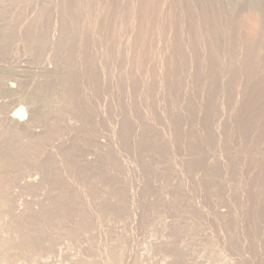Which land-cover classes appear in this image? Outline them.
<instances>
[{
    "label": "rangeland",
    "instance_id": "obj_1",
    "mask_svg": "<svg viewBox=\"0 0 264 264\" xmlns=\"http://www.w3.org/2000/svg\"><path fill=\"white\" fill-rule=\"evenodd\" d=\"M62 1H64L63 2V6H62V2L60 3V2ZM69 1V2H68ZM71 1L73 2V3H71ZM81 1V2H80ZM80 1H76V2H74L73 0H67V1H65V0H0V26L1 27H8L9 25H12L13 24V27H14V29L16 30V35H15V37L13 38V46H11V48H13L12 50H10L8 53H5L4 55H2L3 57L2 58H0V79L1 80H3V82L1 81V83H3L4 84V86H3V84L1 85V86H3V87H5V88H3L2 87V90L0 91V103H4V104H8L7 105V107L9 106V107H11L12 105L11 104H14L16 101H21V103H23L22 105H24L23 107L25 108V110H26V115H25V119H23L22 121H23V123L24 124H22L21 122H19L18 124L20 125V123H21V125H25V126H19V128H21V129H23V127H26L27 125V127L25 128L26 129V135H27V138H30L31 139V136H36V135H41L43 132H44V130L46 129V127L47 126H49V124H52V123H54V122H57L58 123V125H59V127L61 128V132H63V133H59L60 135H61V137H60V135L59 134H57L61 139H63L64 137V142H65V139L67 138V140H66V143L67 144H83V145H88V147H87V149L89 148V149H91L92 151V153H94L95 151H99L103 156H101L102 157V159H103V163H105V166L107 167V171H108V173L110 172L111 174H113V175H115L119 180H121V185H118L119 186V189H123V188H125V186L127 185L128 187H126V189L124 190L123 189V192H124V195H125V200L127 199V197H129L128 199H127V202H124V206H126L127 205V207H125V209L127 208V210L125 211L127 214H125V218L124 217H122V219H121V221L120 222H122V225H120L121 223H119L118 221H119V219L120 218H116L113 214H108V213H106V210H105V212H97L98 211V209H99V206H98V203H97V201L99 202L100 200H106V198L108 197V195H107V193H106V195H104L105 194V189H107V187H111V186H109V185H104L105 187V189H104V191H101V192H104V194H102L101 192H99L100 191V188H99V184L97 183V184H95V181H96V179L95 178H92V177H90L89 178V180H90V182H87L88 181V177H86V179L84 180L85 182H87L86 183V185H87V187H86V185H85V182L83 183L82 181V179H80V177H78L80 180H81V182H80V180L78 179V178H76L75 177V175L72 173V172H69V169L67 170L66 168V166L62 163H60V162H62L63 160H64V158H62V157H64V156H62V154L64 155V152H61L60 151V149H57V148H55V150H54V148L52 149V151L54 150V153H55V156H54V158H55V161H56V159L59 157V154L62 156L61 158L63 159H61L60 157L57 159L58 160V166H60L61 167V165H62V167L63 166H65V168L63 169L62 167V170L60 169V167H57L58 168V173L59 172H62L63 170H65V172L63 171L62 173H61V175L62 176H64V177H66V175L65 174H67V176L68 177H66V179H67V182H68V184H67V182L66 181H64L63 183H58V187H56V185H54L53 183L52 184H46V186H44L43 187V189L42 190H40L39 192H40V194L38 193V191L37 192H33L34 190H32V189H28L27 191H25L24 190V192H22L23 191V188H19L20 186V184L22 185V182H25L26 180H27V178L29 177V178H33L34 179V181H35V183L37 184L38 183V181H40V179L39 178H41L43 175H42V171H39L40 169H37L35 166L33 167V165H32V167H29V166H31V165H28V167H27V165H26V167L24 166L23 167V169H22V171L21 172H18L17 174H15V175H18L17 177H19L18 178V182L20 183V184H18V182H17V186H18V188H17V186H16V188L17 189H15V187H14V191H15V193H17V192H19V194H20V197H19V194L17 193V194H15L14 193V195H13V198H14V201H13V203H14V205H15V207L17 208V209H15V212L17 213H15L14 212V218H15V220L16 221H18V220H24L25 218H23V215H31V214H36V213H38V211L40 210L41 211V209L42 208H44L45 206V195L46 196H48L49 194L48 193H50V194H55L54 193V191L56 192V191H58V193H61L60 191H62L63 190V192L62 193H71L72 191H75V192H78V193H80V195L82 196V200H83V204H82V207L81 208H83L84 210H86L90 215L89 216H91L92 218H93V223H94V225H97V226H95L96 227V229H95V234L97 233V235H95V237L96 238H94L95 239V241L93 242V239L92 240H90V239H87L86 241L84 240V239H79V241H78V243H74L73 242V240L72 239H67L69 236L67 235V231H68V229L67 228H70L72 225L74 226V224L76 223V222H74V221H77V220H75L76 218L74 217V216H76L75 214V212H74V214L73 213H71V212H73L72 210H71V212H70V214H73V215H68V217H69V220H70V222H68V218H65V216L64 217H62V219L60 220V222H58L59 221V219L57 220L56 218H53V221L54 222H52V220L50 221V223H46V224H43V223H41L40 225L44 228V233H46V231L48 232V234H52V235H55L56 233L55 232H59V234H60V236H62V237H59V240H57V242L60 244V245H58V243H56V245H58V246H56L55 245V249H56V251H55V249H54V251L55 252H52L51 254H50V252L48 253H44V252H40V251H36V252H34V253H28V252H26L25 254H27L28 256H24L23 255V253H20L21 254V256L23 257V259H21V258H19L18 256H16V257H18L19 259H20V263H19V260H18V258H16L17 259V261L18 262H16L15 264H21V262H23V264H32V263H34V264H43V262L44 263H46L47 262V264H54L55 262L57 263V264H59V263H61V264H70L71 262L72 263H75L76 262V259L78 258H80L81 256H82V258H83V260H88V259H90V261H95V262H98V263H104L105 262V260H104V258H105V250H104V248L106 247V248H108V246H109V244L111 243V245H113L112 243L113 242H111L110 240V238L111 237H109V233H111L110 235L112 236V237H116L117 239H124V237H125V240H128L129 241V239H130V241H129V244L131 245H129V247H131L132 249H130L129 247L127 248L128 249V254L130 255L129 257L132 259V257L133 256H136V258L138 259V261L141 259L142 260V262L144 263V264H148V262L149 263H152L153 262V264H155L156 262L157 263H161L160 261H165V262H163V263H161V264H169V260H170V262H171V260H172V258L171 257H169V255L164 251V249L161 247V246H158L159 245V243H158V239H160V243L163 241V240H165L166 238H169V235L167 234V233H165V232H167V226L169 227V225L171 224V226L173 225L174 227H176V226H180L179 224H181V223H179L178 224V220H179V222H180V214H181V212H182V205L180 204L181 202H179L178 200H180V197H181V194H188V192H189V196H191L192 198H190V201H191V203H193V204H196V205H198V206H200L199 204H201V207L203 206L204 207V209L205 210H207V211H205L206 213H208L209 214V216H208V218L209 219H211V220H215L216 218L213 216L214 215V212H213V210L215 211V209L214 208H220L219 206H220V203H221V200L222 201H224L225 199H227V198H225L224 196H221V194L223 193L224 194V192L225 193H227V195H226V197L228 196V194L230 193V192H227V191H229V189L227 190V187L225 186V188H226V190L224 191V188H223V190H221V192L222 193H220V196L219 195H214V197H215V199H213L214 197H212L211 196V193H210V186H207L206 185V188H205V186H203L204 188H202V187H200V185L198 184V182L197 181H199V176L198 175H191V176H193L194 177V179H193V184H192V180L188 177V175L186 174V171H188L189 172V170H187L188 168L186 167V158H185V156L184 155H186V154H189V152H188V150H187V148L188 149H191V147L193 148V150L192 151H196L197 153H200L201 155H207V157H208V159L209 158H211V160L213 161L214 160V156H215V154H216V152L217 153H219V154H217L218 155V158L220 159V161L221 162H223L222 164H223V167L224 168H226L225 170H227L228 172H229V168H230V165H229V163H230V161H229V157L227 156L228 155V153L229 152H234V150L237 152H239V153H241V155L242 156H245L244 158L245 159H247V160H244V161H242V164L243 165H241L240 166V169L242 170V173H244V175L243 176H245L244 177V182H246V180H247V176H252V177H250V180H249V178H248V182H246V184L248 185V188L249 189H252L255 193H253V191H252V193H253V196L251 197V198H247L248 200H247V202L249 203V200L250 201H252V199H253V197H255V199L257 200H255L256 202L255 203H260V204H262V203H264V186L263 187H261L262 185H260L261 183L264 185V134H262V133H264L263 131H264V108H263V101H264V79L262 78V77H264V68H262V67H264V46H262V45H264V34L262 35V36H260V38L259 39H263V41H261V40H259L260 41V43L262 44V42H263V44L261 45V44H257V45H261L260 47V49H259V47L257 46V45H255V49L256 50H254V52H251L250 51V53H253L252 54V62H251V60H249V63H247V61L248 60H246L245 59V51H246V49H251V47H249V46H247L246 45V49H245V41H247V39L245 38V40H243V37H244V35H243V28H242V26H244L245 24H244V19H246V18H248V15H249V18L251 17L250 16V14H248L247 12H246V15L245 14H243V12L241 13V12H239V13H237L236 14V16L234 15V16H232V17H228L229 19H227V18H225V17H227L225 14L223 15L222 13H220L221 15V18H220V16L218 15L219 13H217L218 11H217V9L215 8V6L212 4V1L211 0H185L184 2H183V0H171V1H167V0H162L163 2H161V1H157V0H154V1H157L158 2V4H159V7H158V4H157V2H155L156 3V5L157 6H155V5H153V6H155V7H151V4L149 5V2H148V0H146L147 2H148V5L149 6H147V3H146V1L145 0H139V2H138V0H134V1H132V2H135V6L137 5V3L138 4H140V6L138 5V6H136L135 8L137 9H135L136 11H135V17L133 18V14H131V15H129V11L127 12V14L126 13H121V8L124 6V1L123 0H80ZM84 1H85V3H87V4H85L84 3ZM110 1H112V2H110ZM117 1V2H116ZM121 1H123V2H121ZM153 1V2H154ZM168 3H167V2ZM192 1V2H191ZM199 3H198V2ZM201 1V2H200ZM68 4H66V3ZM78 2V8H77V4H75V3H77ZM120 2H121V5L122 6H120ZM196 2V3H195ZM210 2V3H209ZM79 3H83L84 5H85V7H84V5H83V7L82 8H84L83 9V11H82V8H80V5L81 4H79ZM123 3V4H122ZM161 3V4H160ZM162 3H163V5H162ZM166 3V4H165ZM171 3V4H170ZM194 3V4H193ZM55 4V5H54ZM60 4V5H59ZM71 4V5H70ZM112 4H113V6H112ZM164 4H165V6H164ZM170 4V5H169ZM191 4H193V6L191 5ZM57 5H59V6H57ZM76 7H75V6ZM81 5V6H82ZM110 5V6H109ZM166 5H168L167 7H166ZM173 5V6H172ZM175 5V6H174ZM191 5V6H190ZM29 6V7H28ZM37 6V7H36ZM58 8H57V7ZM65 6V7H64ZM105 6H108V7H105ZM121 7L120 8V10H119V8L118 7ZM142 6V7H141ZM162 8H161V7ZM164 6V7H163ZM181 6V7H180ZM195 6H197V7H195ZM208 6H210V7H208ZM62 7V8H61ZM63 7H64V9H68V11H70L71 13H69L70 14V16H71V19L69 18V20H65V21H68V22H65L64 20V23H63V21H62V19H59V17L60 16H62V15H58V14H61L62 12H61V10L63 9ZM67 7V8H66ZM90 7V8H89ZM138 7V8H137ZM150 7V8H149ZM170 7V8H169ZM174 7V8H173ZM179 7H180V9H181V11H180V9H179ZM188 7H190V8H188ZM60 8H61V10H60ZM80 8V9H79ZM87 8V10H88V12H84V11H87V10H85ZM110 8V9H109ZM112 8H114V9H112ZM116 8V9H115ZM147 8H148V10H147ZM151 8H153V10L151 9ZM165 9V11H164V9ZM171 9L170 10V12H169V9ZM185 8V9H184ZM186 8H187V10H186ZM192 8H194V9H196V10H194V9H192ZM200 8V9H199ZM211 8V9H210ZM42 9H47L46 11V15H45V11L44 10H42ZM63 9V10H64ZM104 9H105V12H104ZM107 9V10H106ZM139 9V10H138ZM144 9V10H143ZM146 9V10H145ZM156 9V10H155ZM158 9V10H157ZM191 9H192V11H195L194 13L191 11ZM199 9V10H198ZM209 9H210V13H209ZM37 10H38V12L39 11H41L42 13V15H43V13H44V15L43 16H45V17H43V19L41 20V21H43L42 23H43V25L45 26H43V25H41L43 28H46L45 30H47L46 32H47V34L48 33H50L49 34V38L50 37H53L52 38V41L54 42V40L55 39H57L58 37H60V36H66V34H64L63 32L65 31V29L67 30V36L68 35H70L71 36V38H72V40H70V43H71V45H62V46H59L58 47V50H54V48L52 47V43H50V42H48V44H46V48L43 50V54L41 53V55H37L36 56V54L35 55H33L34 54V51L32 50V49H34V48H30V49H26L25 48V50H24V47H27V45H25L26 44V37H27V35H26V29H27V27H28V25H30L33 21H34V19H35V17H37ZM62 10V11H63ZM111 10H113V11H111ZM115 10V11H114ZM144 12H143V11ZM151 10V11H150ZM154 10L156 11V12H154ZM162 12H161V11ZM177 11V14H176V11ZM204 10H205V14H204ZM206 10H208L207 12H206ZM216 10V11H215ZM52 11H53V15H52ZM107 11V12H106ZM110 11V12H109ZM142 11V12H141ZM161 13H159V12ZM173 11V13L171 14V12ZM184 11H186V12H184ZM197 11H200V12H198L197 13ZM202 11V12H201ZM125 12V11H124ZM150 12V13H149ZM154 12V14H152ZM167 12V13H166ZM188 12V13H187ZM215 12V14L216 15H214L213 13ZM50 13V14H49ZM57 13V14H56ZM80 13V14H79ZM111 13H112V15H111ZM116 13V14H115ZM137 13V14H136ZM141 13V14H140ZM170 13V14H169ZM174 13L176 14V15H174ZM190 13H193V14H190ZM197 13V14H196ZM31 14V15H30ZM114 14V15H113ZM147 14V15H146ZM162 14L163 15H165V14H167L168 16H164V18H162L163 16H162ZM183 14V15H182ZM200 14V15H199ZM213 14V15H212ZM240 14H242V15H240ZM248 14V15H247ZM21 15V16H20ZM24 15V16H23ZM28 15V16H27ZM33 15H35V16H33ZM49 15V16H48ZM98 15V16H97ZM119 17H118V16ZM127 17H126V16ZM144 15V16H143ZM161 15V16H160ZM173 15V19L174 18H176V19H172L171 18V16ZM180 15V16H179ZM188 15V16H187ZM199 15V16H198ZM207 15L209 16V17H207ZM211 15V16H210ZM224 17H223V16ZM238 15H240V16H238ZM244 15L246 16V18L244 17ZM59 16V17H58ZM111 17V19L109 18V17ZM113 16V17H112ZM114 16H115V18H114ZM132 16V17H131ZM137 16H138V18H137ZM146 16H147V18H146ZM150 16V17H149ZM158 16H160V17H158ZM179 16V17H178ZM190 16V18H187V17H189ZM191 16H192V18H191ZM212 16L214 17V19L212 18ZM218 16V17H217ZM241 16H243V17H241ZM49 17V18H48ZM75 17V18H74ZM80 17V20L78 19ZM102 17V18H101ZM118 17V18H117ZM120 17H122V19L120 18ZM123 17L126 19H123ZM129 17V18H128ZM140 17V18H139ZM141 17H143L146 21H144V19L143 18H141ZM152 17V18H151ZM158 17V18H157ZM168 17V18H167ZM198 17V18H197ZM200 17V18H199ZM202 17V18H201ZM204 17H206V21H205V18ZM218 18V20L216 19V18ZM22 18V19H21ZM46 18V19H45ZM74 18V19H73ZM127 18H128V20H127ZM137 18V19H136ZM167 18V19H166ZM178 18V19H177ZM223 18H225V19H223ZM239 18H240V20H241V18H242V20L240 21V23L238 22L239 21ZM24 19V20H23ZM32 19H33V21H32ZM45 19V20H44ZM78 19V21H80L79 22V25H78V22L76 21ZM107 19H109V21L107 20ZM148 19V20H147ZM157 21H156V20ZM163 19H164V21H163ZM168 19H169V21H168ZM172 19V20H171ZM186 19V20H185ZM193 19V21L191 22V20ZM209 19V20H208ZM213 20V22H212V20ZM225 20V21H223V20ZM233 19V20H232ZM21 20V21H20ZM23 20V21H22ZM26 20V21H25ZM51 20V21H50ZM73 20H74V22H73ZM106 20V21H105ZM121 20H123V21H121ZM138 22H137V21ZM159 20V21H158ZM162 20V21H161ZM181 20H184V21H186V22H184V21H181ZM197 20V21H196ZM201 20V21H200ZM211 20V21H210ZM231 20V21H230ZM32 21V22H31ZM44 21H46L47 23V25L45 24V22ZM70 21L73 23V25H75V26H73L72 25V23H70ZM125 21H127V22H125ZM130 21V22H129ZM131 21H132V23L134 24V28H133V25H131L132 23H131ZM134 21H136V22H134ZM149 21H150V23H149ZM156 21V22H155ZM175 21V22H174ZM195 21V22H194ZM208 21V22H207ZM230 21V23H228ZM233 21V22H232ZM123 22H125V23H123ZM129 22V23H128ZM140 22V23H139ZM159 22V24H157ZM166 22H168V23H166ZM177 22V24H175ZM199 22V23H198ZM202 22V23H201ZM206 22V23H205ZM214 22H215V24H214ZM220 23V24H218V23ZM225 22H227L226 23V25L224 24ZM29 23V24H28ZM67 23H69V24H71L72 25V27L70 26V25H68ZM107 23V24H106ZM109 23V24H108ZM131 23V24H130ZM136 23V24H135ZM152 23V24H151ZM157 24V26H156V24ZM162 23V24H161ZM166 23V24H165ZM186 23V24H185ZM191 23V24H190ZM217 23V24H216ZM242 23V24H241ZM26 24H27V26H26ZM66 24H67V26H66ZM127 24V25H126ZM128 24H130V25H128ZM146 24H148V25H146ZM149 24H151L150 25V27H148L149 26ZM163 24H165V28H164V25ZM167 24H169V25H167ZM188 24V25H187ZM190 24V25H189ZM204 24H205V26H204ZM238 24V25H237ZM95 25V26H94ZM105 25V26H104ZM124 25V26H123ZM136 25V26H135ZM137 25H138V27L139 28H137ZM142 25V26H141ZM144 25V26H143ZM171 25H173V26H171ZM187 25V26H186ZM195 25V26H194ZM197 25H199V27L197 26ZM201 25V26H200ZM210 25V26H209ZM228 25H230V27L228 26ZM235 25V26H234ZM240 25V26H239ZM46 26H48V27H46ZM76 26H78V27H81V28H78V27H76ZM87 26H89L88 28H87ZM127 26H129V28L130 27H132V28H130L129 29V31L130 32H128L127 30H128V27ZM147 26V27H146ZM154 26V27H153ZM156 26V27H155ZM181 26V27H180ZM185 26V27H184ZM191 26V27H190ZM212 26V27H211ZM216 26V27H215ZM219 26V27H218ZM57 27L59 28V29H57ZM60 27H62L63 29H64V31L62 32V28L60 29ZM75 27L77 28V30L75 29ZM108 27H110V28H108ZM125 27V28H124ZM143 27V28H142ZM152 27L153 28H155V29H152ZM170 27V28H169ZM174 27V28H173ZM196 27V28H195ZM198 27V28H197ZM238 27V28H237ZM52 28V29H51ZM68 28H73V29H68ZM86 28H87V31H86ZM89 28H90V30H89ZM93 28V29H92ZM94 28H95V30H94ZM99 28V29H98ZM104 28V29H103ZM106 28V29H105ZM148 28V29H147ZM157 28V29H156ZM159 28V29H158ZM161 28H164V29H161ZM181 28V29H180ZM196 30H195V29ZM202 28V30H200V29ZM205 28V29H204ZM208 28V29H207ZM219 28V29H218ZM234 28V29H233ZM240 28V29H239ZM57 29V30H56ZM83 29V31H81ZM110 29V30H109ZM132 29V30H131ZM143 29V30H142ZM151 29V30H150ZM161 29V30H160ZM166 29V30H165ZM174 29H175V31H174ZM186 29V30H185ZM189 29V30H188ZM214 29V31H212ZM236 29H238V30H236ZM5 30H7V29H5ZM45 30L43 29V31L45 32ZM51 30V31H50ZM94 30V31H93ZM102 30H105V31H102ZM106 30H108V31H106ZM140 30V31H139ZM156 30H158V31H156ZM169 30V31H168ZM172 32H171V31ZM188 30V31H187ZM191 30V31H190ZM89 31V32H88ZM131 31H133V32H131ZM146 31V32H145ZM154 31V32H153ZM160 31V32H159ZM166 31H167V33H166ZM193 31V32H192ZM197 31V32H196ZM203 31V32H202ZM242 31V32H241ZM74 32L76 33V36H75V34H74ZM86 32V33H85ZM106 32V33H105ZM127 32H128V34H127ZM138 32V33H137ZM143 32H144V35H143ZM149 32H150V34H149ZM170 32V33H169ZM177 32V33H176ZM186 32H187V34H186ZM190 32H191V34H190ZM201 32V33H200ZM209 32V33H208ZM241 32V33H240ZM25 33V34H24ZM59 33V34H58ZM74 35H73V34ZM105 33V34H104ZM137 33V34H136ZM154 33V34H153ZM157 33V34H156ZM163 35H162V34ZM169 33V34H168ZM176 33V34H175ZM185 33V34H184ZM202 34V35H200V34ZM205 33V34H204ZM208 33V34H207ZM210 33L212 34V35H210ZM240 33V34H239ZM55 34V35H54ZM107 34V35H106ZM148 34V35H147ZM159 34H160V36H159ZM173 34V35H172ZM193 34V35H192ZM195 34L197 35V36H195ZM58 35V36H57ZM112 35V36H111ZM138 35H140L139 37H138ZM147 35V36H146ZM153 35V36H152ZM184 35V36H183ZM185 35H187V37L185 36ZM191 35V36H190ZM206 37H205V36ZM133 36H135V37H133ZM142 36V37H141ZM144 36H146V37H144ZM168 37L167 39L166 38H164V37ZM194 36V37H193ZM203 36H204V38H206L207 39V41L203 38ZM212 36V37H211ZM155 37V38H154ZM159 37V38H158ZM170 37V38H169ZM187 39H186V38ZM197 37V38H196ZM238 37H239V39L241 40V42H240V40L238 39ZM241 37V38H240ZM157 38V39H156ZM161 38V39H160ZM185 39L184 41L182 40V39ZM201 38V39H200ZM130 41H129V40ZM170 39V40H169ZM198 39V40H197ZM129 42H128V41ZM156 40V41H155ZM199 40H201V41H199ZM236 40H238V41H236ZM48 41H51V38H50V40H48ZM140 41V42H139ZM146 41V42H145ZM166 41V42H165ZM191 41V42H190ZM197 41H199V42H197ZM203 41H204V43H203ZM206 41V42H205ZM234 41V42H233ZM236 41V42H235ZM243 41V42H242ZM141 42H144V44L142 43L141 44ZM158 44H157V43ZM169 42V43H168ZM171 42V43H170ZM181 42H182V44H181ZM194 42V43H193ZM195 42H197V43H195ZM201 42V43H200ZM139 43V44H138ZM174 43V44H173ZM200 43V44H199ZM203 43V44H202ZM233 43H234V45L235 46H237L238 45V43H239V45L237 46V47H235L234 45H233ZM237 45H236V44ZM33 45H40L41 43L40 42H38V41H34L33 43H32ZM173 44V45H172ZM177 44H178V46H177ZM205 44V45H204ZM244 44V45H243ZM25 45V46H24ZM48 45V46H47ZM170 45V47L168 48V46ZM202 47H201V46ZM241 45H243V47L241 46ZM18 46V47H17ZM24 46V47H23ZM173 46V47H172ZM199 46H200V50L198 49L199 48ZM241 46V47H240ZM17 47V48H16ZM141 47H143L142 48V50L141 51H143V50H145V51H143V52H139L140 51V49H141ZM171 47H172V49H171ZM175 47V48H174ZM194 49H193V48ZM234 47V48H233ZM49 50H48V49ZM196 48V49H195ZM235 48H236V50H235ZM238 48V49H237ZM138 49H139V51H138ZM156 49H158V51L156 50ZM198 49V50H197ZM236 51V53L233 51ZM243 49H245V50H243ZM259 49V50H258ZM30 50V51H29ZM156 50V51H155ZM161 50V51H160ZM164 50H165V54L164 53H162V51L164 52ZM170 50V51H169ZM179 50L181 51V52H179ZM211 50V51H210ZM242 50V51H241ZM185 51V56H184V52ZM193 51V52H192ZM200 51H201V53H200ZM208 51V52H207ZM210 51V52H209ZM239 51H241V52H239ZM243 51H244V54L242 55V54H240V53H243ZM255 51H257V52H255ZM137 52H139V53H137ZM155 52H158V53H156V54H154ZM195 52V53H194ZM237 52L239 53V54H237ZM171 53V54H170ZM205 53V54H204ZM141 54H143V55H141ZM160 54H161V57L163 58V56H164V60H166L167 61V63H168V66L169 67H167V63H165L166 61H164V60H162V58L160 57ZM172 54H174V55H172ZM199 54V55H198ZM233 54V55H232ZM153 55V56H152ZM163 55V56H162ZM166 55V56H165ZM170 55V56H169ZM194 55H196V56H194ZM198 55V56H197ZM236 55V56H235ZM238 55H241L240 57L238 56ZM259 55V56H258ZM138 56H140L141 58H142V60H143V57L145 58L143 61H140L141 60V58L140 57H138ZM143 56V57H142ZM156 56H159L160 57V60H159V58L157 59V58H155ZM168 56V57H167ZM189 56V57H188ZM201 56V57H200ZM1 57V56H0ZM150 57H153L152 59H149ZM170 57V59H168L167 60V58H169ZM192 57V58H191ZM195 57H197V58H195ZM235 57H239L238 59H236ZM243 57H244V60H242L243 59ZM255 57H259V59L257 58H255ZM140 58V59H139ZM176 58V59H175ZM201 58V59H200ZM235 58V59H234ZM241 58V59H240ZM262 58H263V60H262ZM149 59V60H148ZM174 59V60H173ZM155 60H156V62H155ZM190 60H191V63H189L190 62ZM253 60H255V61H253ZM256 60H257V62H256ZM262 60V61H261ZM148 61V63H146ZM150 61H153L155 64H153V62H150ZM161 61H162V63H161ZM170 61V62H169ZM185 63H183V62ZM238 61H241V62H238ZM139 62H141V63H139ZM163 62H164V64H163ZM172 62H175V64L174 63H172ZM243 62H245L244 64L246 65H244V64H241V63H243ZM144 63V64H143ZM151 63V64H150ZM157 63V64H156ZM188 63V64H187ZM195 63V64H194ZM238 63V64H237ZM240 63V64H239ZM260 63H261V65H260ZM139 64H141L140 66H139ZM146 64H148V65H146ZM154 65V68L153 69H156V70H154V71H152V68H150L151 67V65ZM159 64V65H158ZM164 65L163 67L164 68H162L161 67V65ZM181 64V65H180ZM193 64H194V66H193ZM214 64V65H213ZM216 64V65H215ZM234 64H235V66H237L238 65V67H240L241 68V70L242 71H244V74L248 71V73H250L249 75H248V73H246L244 76H243V78L240 76V74H239V76L236 78V75H238L237 73H240V72H238V70L240 69H238V67H237V70L235 69L236 67L234 66ZM247 64H250V66L249 65H247ZM258 64V65H257ZM144 65V66H143ZM152 65V66H153ZM156 65V66H155ZM158 65V66H157ZM177 65V66H176ZM179 65V66H178ZM186 65H189V66H186ZM198 65L199 67V69L198 70H196V66ZM203 65V66H202ZM233 65V66H232ZM240 65V66H239ZM241 65H242V67H241ZM136 66V67H135ZM143 66V68H141ZM147 68H146V67ZM150 66V67H149ZM161 67V71H160V67ZM193 66V67H192ZM203 68H202V67ZM213 66H214V68H213ZM217 66V67H216ZM243 66H244V68H243ZM247 66H249L250 68H251V70H252V68H253V70L251 71L250 70V68L248 67V69H247V71H245L246 70V68H247ZM259 66V67H258ZM141 68L143 71H144V73H143V71H141V69H138V68ZM158 67H159V69H158ZM165 67H167V68H165ZM174 67V68H173ZM187 67V72L185 71V68ZM192 67V68H191ZM205 67V68H204ZM212 67V68H211ZM222 69H224V70H222ZM231 67H233V68H231ZM170 69V71H169V69ZM202 68V69H201ZM209 68H210V70H209ZM216 68V69H215ZM230 68H231V71H233V72H231L230 71ZM245 69V70H243V69ZM61 69H65L66 71L68 70L69 72H72L73 71V77L76 75V76H78V74H80L78 77H77V79H76V77H74V78H72V80H75L74 82H73V85H74V87L76 86L77 87V89L75 88V90H76V95L74 94V97L72 98V97H67L66 95H64L63 94V89L61 88L62 87V85H60V84H58L57 86H56V88H54V90H56L55 92H54V90H52V91H50L51 92V94H50V92L48 93V92H43V93H40V94H37V95H35L34 96V100L35 101H37V102H39V104L40 103H45V102H48V104L50 105V106H53V109H54V111H53V113L55 114L56 113V111L58 112V117L56 116V115H54V116H56V117H54L53 116V113L51 112L50 114H48L47 116H46V118L42 121V122H39V123H37L36 121H33L32 119H30V116L31 115H33V113H32V111L34 112V108L32 107V104L31 103H29V101L28 100H26L25 98H24V95L26 96L27 94L26 93H28L27 92V90H26V87H19V86H21L22 84L21 83H25V82H27V83H25L26 85H28L29 86V84L31 83V81L33 82L34 80H32L31 78L34 76V77H36V78H38V76L40 77L43 73H47V71H48V73H50V72H52V73H55L56 71H59V70H61ZM85 69V70H84ZM136 69V70H135ZM149 69H151V70H148ZM163 69V70H162ZM192 69H193V72L195 71V75L198 73V74H200V76L197 74L196 75V78L194 79L193 78V74H192ZM195 69V70H194ZM215 69V70H214ZM233 69H235V71H237V73H235L234 74V70ZM84 70V71H83ZM140 70V71H139ZM145 70L146 71H148V72H146L147 74H145ZM165 70V71H164ZM168 70V71H167ZM181 70L184 72V74L186 75V77L184 76V74H183V72H181ZM202 70V71H201ZM263 74V76H262V74L259 72V71ZM139 73H138V72ZM150 71H152V73L154 72L155 73V71H156V73H155V75L156 76H154L152 73H149ZM157 71H159V74L161 75V73H162V75L161 76H163V77H161L159 74H157ZM180 71V72H179ZM190 71V72H189ZM211 74H209L208 72ZM215 71L217 72V73H215ZM223 73H222V72ZM76 72V73H75ZM142 72V73H141ZM166 72V73H165ZM168 72H170V73H172V75L170 74V73H168ZM177 72V73H176ZM178 72H179V74H178ZM202 72H203V74H205V75H203L202 74ZM215 74H214V73ZM232 73L231 75H229L230 73ZM259 72V73H258ZM138 73V74H137ZM181 73L183 74V75H181ZM212 73L214 74L213 75V77H211L212 76ZM218 73H220L219 75H218ZM225 73V75H223ZM82 74V75H81ZM144 74V75H143ZM152 74V75H151ZM181 75L180 77L178 76V75ZM189 74H191V75H189ZM210 75V76H207V75ZM233 74L235 75L234 77H233ZM261 74V75H260ZM139 77H137V76ZM141 75H143V76H145V77H143L142 78V76ZM151 75V76H150ZM168 75H170V77L168 76ZM176 75V76H175ZM201 75H202V77H201ZM250 75H251V77H250ZM147 76V77H146ZM152 76H154V82H152L153 80H151L152 79ZM173 76V77H172ZM175 76V77H174ZM182 76H184V77H182ZM190 76V80H189V77ZM192 76V77H191ZM215 76H217V77H215ZM224 76H229V78H230V76L232 77V78H234L232 81H230L232 78H230L229 79V81H228V78H226L225 77V79H224ZM255 76V77H254ZM262 76V77H261ZM33 77V78H34ZM156 77V78H155ZM166 78V77H168V79L169 80H167V78H166V80H162V78ZM173 78V80H174V83H173V80H172V78ZM179 77V78H178ZM208 77H211L209 80H208ZM220 77V78H219ZM223 77V78H222ZM245 77L247 78V79H245ZM253 77V78H252ZM260 77V78H259ZM159 78H161L160 79V81H159ZM164 78V79H165ZM184 78V79H183ZM187 78H188V80H189V82H188V80H187ZM193 78V79H192ZM207 78V79H206ZM215 78H217V80H218V78H219V80L220 81H218L219 83L217 84L216 82V79ZM239 78H241V79H239ZM255 78H257V79H255ZM259 78V79H258ZM137 79H140V82L137 80ZM157 79H158V81H159V83L157 82ZM184 80V81H182V80ZM185 79H186V81H185ZM213 79H215V80H213ZM243 79V81L245 80V81H247V82H245V84H244V82L242 81V84H239V80H242ZM250 79V80H249ZM253 79V80H252ZM261 79V80H260ZM78 81V84H77V81ZM142 80H144L143 82H142ZM148 80H149V82H150V84H153L154 83V85H157V87L156 86H152V85H150V84H148ZM151 80V81H150ZM172 80V81H171ZM176 80V81H175ZM196 80V81H195ZM207 80V81H206ZM210 80H213V81H210ZM238 80V81H237ZM135 81H138V83L137 82H135ZM163 81H164V83H163ZM177 81H179V82H177ZM182 81V82H181ZM194 81V82H193ZM203 81V82H202ZM209 81V82H208ZM216 81V82H215ZM223 81V82H222ZM167 82V83H166ZM183 84V85H181V83ZM184 82V83H183ZM191 82V84L193 85H191V84H188V83H190ZM206 82V83H205ZM229 82H231V83H228ZM237 82H238V85H242V86H248L247 88L245 87V88H241L240 86H238V88H240L241 89V91H237V90H239V89H237ZM252 82H254V83H252V88L250 87L251 85V83ZM258 82H261V83H258ZM23 83V84H24ZM143 83L145 84V83H147L148 84V86H147V89H146V85L147 84H145V88H144V86H143ZM180 83V84H179ZM194 83V84H193ZM202 83V84H201ZM206 85H205V84ZM217 84V85H215L216 86V89H215V86H214V84ZM226 84L225 86L223 85L222 87H221V85L222 84ZM246 83H247V85H246ZM250 83V84H249ZM77 84V85H76ZM138 84V85H137ZM159 84V85H158ZM170 84V85H169ZM179 86H177V85ZM185 84V85H184ZM187 84H188V86H187ZM197 84H199V86L197 85ZM207 84H209V85H207ZM256 84H258V85H256ZM261 84V85H260ZM136 85V86H135ZM149 85L150 86H152V87H156L157 88V90H156V88H155V92L153 91L154 89H152V87H150V88H148L149 87ZM171 85H175L174 87L173 86H171ZM190 85L192 86V87H190ZM196 85H197V87H196ZM228 85H230L231 86V88H234L233 89V91H235V92H232V89L230 88V86H228ZM236 85V86H235ZM17 86H18V88H17ZM143 86V87H142ZM163 86V87H162ZM164 86L166 87V89H167V87L169 88V89H165L164 88ZM181 86H182V88H181ZM205 86V87H204ZM206 86H208V87H206ZM211 88H210V87ZM160 87V88H159ZM162 87V88H161ZM188 87V88H187ZM200 89H199V88ZM217 87H218V89H217ZM219 87H221L220 89H219ZM228 87V88H227ZM139 88V89H138ZM144 88V89H143ZM185 88L188 90H185ZM190 88V89H189ZM195 88H198L197 90H195ZM202 88V89H201ZM203 88H204V90H203ZM213 88V89H212ZM254 88V89H253ZM258 88V89H257ZM20 89H22V90H20ZM142 89V90H141ZM161 89V90H160ZM165 89V91H163ZM176 89V90H175ZM185 91H184V90ZM208 89V90H207ZM212 89V90H211ZM222 89V90H221ZM229 89H231L230 90V94H233V95H235V96H233V95H229V92H227ZM246 91H245V90ZM251 90V91H249V90ZM253 89V90H252ZM261 89V90H260ZM5 90V91H4ZM7 90V91H6ZM144 90V91H143ZM149 90V91H148ZM151 90V91H150ZM256 90H258V91H256ZM157 91H158V93H157ZM168 91V92H167ZM178 91H179V93H178ZM196 91V92H195ZM210 91H212V92H210ZM214 91V92H213ZM216 91V92H215ZM219 91V92H218ZM221 91V92H220ZM243 91V92H242ZM259 91H260V93H259ZM5 92V93H4ZM9 92V93H8ZM52 92H53V94H52ZM147 92V93H146ZM160 92H162V93H160ZM164 92H167L168 94L166 95V94H163ZM171 92V93H170ZM172 92H174V93H172ZM185 92H187V93H185ZM207 92V93H206ZM209 92H210V94H209ZM249 92V93H248ZM20 93L23 95H20ZM85 93V94H84ZM156 93V94H155ZM203 93H205V96H203L204 94ZM212 93V94H211ZM225 93H226V95H228V96H225ZM237 93H239L238 95H237ZM240 93L242 94V95H240ZM8 94V95H7ZM10 94V95H9ZM13 96H12V95ZM63 96H62V95ZM133 94V95H132ZM162 94V95H161ZM174 94V95H173ZM179 94V95H178ZM186 94H187V96H186ZM203 94V95H202ZM257 94V95H256ZM263 94V95H262ZM17 95V96H16ZM82 95V96H81ZM155 97H157V98H154V96ZM157 95H161V96H163V97H159V96H157ZM171 95V96H170ZM176 95V96H175ZM183 95V96H182ZM207 95H213L212 97L210 96V98H209V96H207ZM216 95H217V97H216ZM222 95V96H221ZM261 95V97H259ZM5 96V97H4ZM22 96V97H21ZM66 96V98L64 99V97ZM147 96L148 98H145V97ZM182 96V97H181ZM216 98H215V97ZM225 96V97H224ZM231 96V97H230ZM232 96H233V98H232ZM239 96V97H238ZM241 96V97H240ZM262 96H263V98H262ZM17 97V98H16ZM159 97V98H158ZM175 97V98H174ZM186 97H187V99H186ZM203 97H204V99H203ZM214 97V98H213ZM234 97H236V98H234ZM244 97V98H243ZM8 98V99H7ZM18 98H20V100L18 99ZM69 98V99H68ZM151 98H153V99H151ZM180 98V99H179ZM188 98H191V99H189L188 100ZM213 98V99H212ZM224 98V99H223ZM229 98H231V99H229ZM237 98H238V100H237ZM257 98H259V99H257ZM263 100H262V99ZM2 99V100H1ZM14 99V100H13ZM18 99V100H17ZM22 99V100H21ZM68 101H67V100ZM75 99H76V101H75ZM180 101H179V100ZM186 99V101H188L187 103L188 104H190V103H192V104H190V105H192V107L194 108H192V107H190V105L188 106V104L186 103V101L184 102L183 100H185ZM236 99V100H235ZM261 99V100H260ZM6 100V102H4ZM11 100V101H10ZM151 100H153V101H151ZM181 100L184 102V103H186V105H187V107L184 105V103L183 102H181ZM235 100V101H234ZM242 102H240V101ZM255 100V101H254ZM10 101V102H9ZM14 101V102H13ZM28 101V102H27ZM69 101H71V102H69ZM74 101V102H73ZM160 101V102H159ZM165 101H167V102H165ZM196 101V102H195ZM209 101V102H208ZM218 101H220L219 102V104H217L218 103ZM244 101V102H243ZM246 101V102H245ZM251 101V102H250ZM12 102V103H11ZM25 102V103H24ZM156 102H158V103H156ZM162 102H164V103H162ZM190 102V103H189ZM199 102V103H198ZM214 102H217V103H214ZM234 102H236V104L234 103ZM238 102V103H237ZM253 102V103H252ZM255 102H257V104L255 103ZM2 103V104H3ZM10 103V104H9ZM68 103H70V105L68 104ZM71 103H74V104H71ZM148 103V104H147ZM151 103H153V105H151ZM161 103H162V105H161ZM165 103H167V104H165ZM177 103V104H176ZM180 103V104H179ZM181 103H183V108H185V110H183L181 107H182V104ZM209 103H211V104H209ZM240 103V104H239ZM259 103V104H258ZM159 104V105H158ZM198 104V105H197ZM201 104V105H200ZM219 105L218 106V108L217 107H214V105ZM233 104V105H232ZM235 104V105H234ZM11 105V106H10ZM26 105V106H25ZM29 105H30V107H29ZM64 105H65V107L66 108H64ZM72 105V106H71ZM74 105V106H73ZM145 107H144V106ZM149 105V106H148ZM177 105V106H176ZM196 105L198 106V107H196ZM210 107H209V106ZM212 105V106H211ZM263 105V106H262ZM91 106V107H90ZM199 106H201V108L199 107ZM228 106V107H227ZM230 106V107H229ZM245 106V107H244ZM74 107V108H73ZM89 107H90V109H89ZM130 107V108H129ZM143 107V108H142ZM158 107H159V109H158ZM178 107V108H177ZM188 107H190V108H188ZM211 107H214V108H216L215 110H217V112L218 111H220L219 113H216L217 114V116L215 115V110L213 109V108H211ZM225 107V108H224ZM256 109H255V108ZM262 107V108H261ZM33 108V109H32ZM71 108H73V110L71 109ZM141 108V109H140ZM145 108V109H144ZM148 108V109H147ZM179 108H181L180 110L182 111H179ZM188 108V109H187ZM205 109V111H204V109ZM211 108V109H210ZM229 108H232V109H229ZM260 108V109H259ZM31 110V113H30V110ZM58 109H59V111H58ZM60 109H61V111H63L62 112V114H61V111H60ZM64 109H66V110H64ZM74 109H76L75 111H74ZM147 109V110H146ZM153 109V110H152ZM155 109H157V110H155ZM192 109H193V111L196 109V110H198V109H200V110H198L199 111V114H198V111L196 112V110L194 111V112H191L192 111ZM206 109L207 110H210V111H206ZM67 110H69V112L67 111ZM70 110H72V111H70ZM90 110V111H89ZM139 112H138V111ZM144 110V111H143ZM149 110V111H148ZM160 110V111H159ZM177 110V111H176ZM214 110V112H212ZM255 110H257V111H255ZM259 110V111H258ZM27 111H29V112H27ZM78 113H77V112ZM157 111V113H155ZM162 111V112H161ZM184 111V112H183ZM201 111H204L203 113L201 112ZM225 111V112H224ZM236 111V112H235ZM246 111V112H245ZM60 112V113H59ZM68 112V113H67ZM74 112V113H73ZM84 112V113H83ZM226 113V114H224V113ZM229 112V113H228ZM234 112V113H233ZM31 114V115H29V114ZM76 113V114H75ZM83 113V114H82ZM141 113H143L141 116H139L138 114H141ZM145 113V114H144ZM166 113V114H165ZM176 113V114H175ZM193 113V114H192ZM202 113V114H201ZM206 113H208L207 115H206ZM213 113V114H212ZM235 113L237 114V115H235ZM81 114V115H80ZM210 114V115H209ZM218 114H220V115H218ZM230 114V115H229ZM29 115V116H28ZM86 115H88L89 117H87ZM156 115V116H155ZM159 115V116H158ZM197 115H198V117H197ZM201 115V116H200ZM212 115V116H211ZM213 115H215V116H213ZM234 115V117L236 118V119H238V120H234L235 118L234 117H232ZM253 115V116H252ZM257 117H256V116ZM86 116V117H85ZM144 116V117H143ZM195 118H194V117ZM204 116H209L208 117V119H210V120H207L206 121V119L204 118ZM219 116V118H217ZM28 117V118H27ZM85 117V118H84ZM141 117H142V119H141ZM161 117V118H160ZM180 117V118H179ZM181 117H184V118H181ZM190 117V118H189ZM194 119H193V118ZM197 117V118H196ZM200 117H201V119H200ZM221 117H223L222 119H221ZM224 117H225V119H224ZM230 117H231V119H230ZM245 117V118H244ZM251 117V118H250ZM82 118V119H81ZM186 118V122L185 121H183V119H185ZM187 118L189 119V120H187ZM259 118V119H258ZM29 119L30 120H32L33 122L31 123V122H29ZM57 119V120H56ZM85 119V120H84ZM159 119H160V123L158 122L159 121ZM165 119V120H164ZM170 119V120H169ZM197 119H200L201 121H202V125H200L201 123H200V120H197ZM202 119H204L205 121V124H203V120ZM220 119V120H219ZM233 119V120H232ZM252 119H254V120H252ZM255 119H256V121H255ZM28 121V123H27V121ZM163 120H164V122H163ZM221 120H223L224 121V123H226V124H224L223 123V121H221ZM25 121V122H24ZM83 121V122H82ZM171 121V122H170ZM181 121H183L182 123H181ZM192 121V122H191ZM197 121H198V123H197ZM227 121V122H226ZM236 121H237V123H236ZM244 123H243V122ZM35 122V123H34ZM159 124H158V123ZM207 122H208V124L210 123L211 125L213 124V126L215 127V126H217V128L215 129V130H217V132L219 133L221 130H223V129H225V131H223V132H220L219 134L217 133V132H215L216 133V135H215V133H210V132H212L211 131V126H207ZM230 122V123H229ZM257 124H256V123ZM27 123V124H26ZM31 125H30V124ZM162 123H163V125H162ZM166 123V124H165ZM173 124V128H171V125ZM179 123H181V124H179ZM235 123V124H234ZM249 123H251V124H249ZM18 124L16 125V128H18ZM139 124V125H138ZM190 124V125H189ZM194 124L197 126H194ZM199 126H198V125ZM217 124V125H216ZM222 124V125H221ZM223 124H224V127H226V128H223L222 126H223ZM229 124H231V125H229ZM255 124V125H254ZM2 125V124H1ZM74 125V126H73ZM169 125V126H168ZM177 125V126H176ZM229 125V126H228ZM236 127H235V126ZM242 125V126H241ZM248 125V126H247ZM148 126V127H147ZM165 126V127H164ZM184 126V127H183ZM238 126V127H237ZM77 127V128H76ZM80 127V128H79ZM176 127V128H175ZM178 127V128H177ZM182 127V128H181ZM188 127V128H187ZM190 127V128H189ZM203 128V129H200V128ZM204 127H205V129H204ZM208 127V128H207ZM210 127V128H209ZM231 127V128H230ZM234 127V128H233ZM247 127H249V128H247ZM256 127H257V129H256ZM15 128V129H16ZM16 129L17 131H20L21 129ZM30 128V130H27V129H29ZM158 128H160V129H158ZM175 128V129H174ZM183 128H187L186 130L188 131H186V133H188V135H189V138H191V140L189 139V141H188V135L186 134V133H184V134H176L177 132L178 133H180L179 131L181 130L182 131V133L183 132H185V129H183ZM193 128V132H191V130H188V129H192ZM197 128H199L198 130H197ZM219 128V129H218ZM221 128V129H220ZM245 128H247V129H245ZM81 129H83V130H81ZM147 129H149V130H147ZM150 129H153L152 131L153 132H159V135H158V132L155 134H153V132L150 130ZM157 129V130H156ZM178 129V130H177ZM183 129V130H182ZM197 130V132L200 134V132L201 133H203V134H200L201 136L200 137H198L197 135H196V130ZM207 129H209L208 131H207ZM227 129V130H226ZM230 129V130H229ZM80 130V131H79ZM155 130V131H154ZM169 130V131H168ZM176 130V131H175ZM205 130V131H204ZM235 131V133L237 134V136H236V134L234 133V131ZM255 130H258V132L260 131V133H257L255 136H254V133H253V131H255ZM148 131V132H147ZM150 131L152 132V133H150ZM171 131H173V132H171ZM195 131V132H194ZM176 132V133H175ZM233 132V133H232ZM237 132H239V133H237ZM248 132V133H247ZM256 132V131H255ZM31 133V134H30ZM146 133H147V135H146ZM150 135H149V134ZM165 133V134H164ZM167 133V134H166ZM194 133H195V135H196V138H193L194 140L196 139V140H198V139H200L201 138V140L202 141H193V139H192V137H191V135L193 136L194 135ZM197 133V134H198ZM250 133V134H249ZM173 134H174V136H173ZM243 134V135H242ZM252 134V135H251ZM154 137H152V136ZM172 135V136H171ZM187 135V136H186ZM195 135L193 136V137H195ZM215 135V136H214ZM220 135V137H218ZM24 136H25V134H24ZM58 136H56V138H58ZM69 138H68V137ZM149 136H151V137H149ZM157 136H159V137H157ZM161 136V137H160ZM221 136H224V137H221ZM240 136V137H239ZM252 136V137H251ZM63 137V138H62ZM141 137V138H140ZM171 137H172V139H171ZM218 137V138H217ZM260 137V138H259ZM262 137V138H261ZM27 138H25L26 139V141H27ZM154 140H153V139ZM163 138V139H162ZM166 138V139H165ZM204 138V139H203ZM24 139V138H23ZM61 139H58V142H59V140H61ZM73 139V140H72ZM141 139H142V142H141ZM151 139H152V141H156L155 143H157L158 144V141H161V140H163V142L160 144H155L154 142H153V144H152V141H151ZM216 139H218L217 140V142H216ZM225 139V140H224ZM251 139V140H250ZM254 139V140H253ZM62 140V141H63ZM72 142H71V141ZM140 140V141H139ZM215 140V141H214ZM262 140V141H261ZM25 141V142H26ZM75 141V142H74ZM165 141H167V142H169L168 143V145H167V143L165 142ZM175 141V142H174ZM192 141H193V144H192V146H189V145H191L190 143H192ZM219 141V142H218ZM220 141H221V143H220ZM239 141V142H238ZM252 141H254V142H252ZM257 141V142H256ZM141 142V143H140ZM174 142V143H173ZM190 142V143H189ZM211 142V143H210ZM218 143L219 145H218V148L217 149H219L218 151L216 150V151H213L212 152V150L213 149H209V148H212L213 146V143ZM226 142H227V144H228V146H223V143H224V145H227L226 144ZM260 144H259V143ZM164 143V145L166 144L167 145V149H164V148H166V145H165V147H163L162 149H161V145ZM171 143V144H170ZM182 143H183V145H182ZM202 143V144H201ZM90 144V145H89ZM91 144H93V145H91ZM175 144H176V146H177V144H178V146H179V144H180V147H182V148H177L176 146H175ZM185 144V145H184ZM188 144V145H187ZM204 144H205V147H204ZM211 144V145H210ZM96 145V147H94ZM157 145V147H158V149L160 148V150H159V152L157 151V152H155V150L153 151L152 150V148H154V146H156ZM159 145H160V147H159ZM172 145V146H171ZM201 145V146H200ZM207 145V146H206ZM170 146H171V148H170ZM222 146V147H221ZM261 146V147H260ZM92 147V148H91ZM190 147V148H189ZM201 147H204V149L203 148H201ZM229 147V148H228ZM234 147V148H233ZM97 148V149H96ZM206 148L208 149V150H206ZM223 148H224V150H223ZM249 148V150L247 151L246 149H248ZM95 149V150H94ZM173 149V150H172ZM238 149V150H237ZM250 149H252V150H250ZM254 149V150H253ZM257 151H256V150ZM260 149V150H259ZM57 150H59V151H57ZM161 150H163V151H161ZM166 150L168 151V155L170 156H168L167 157V159L166 160H168L169 159V161L170 162H173V161H175L174 163H175V165H179V166H176V167H178V169L180 170H178L177 169V173H175L174 172V175H170L168 172V170H166L164 173H161L162 172V161L161 160H164V154H166L167 152H166ZM183 150H186V151H183ZM228 150V151H227ZM231 150V151H230ZM246 150V151H245ZM57 151V152H56ZM206 151H207V153H206ZM224 153H223V152ZM241 151V152H240ZM251 151H253V152H251ZM261 153H260V152ZM171 152V153H170ZM181 152V153H180ZM249 152V153H248ZM258 153V155H260V156H258L257 155V153ZM56 153H59V154H56ZM178 153L180 154V155H178ZM183 153V154H182ZM209 153V154H208ZM215 153V154H214ZM223 153V154H222ZM260 153V154H259ZM176 154V155H175ZM212 154H214L213 156H211ZM226 154V155H225ZM245 154H247V155H245ZM254 154L255 155H257L258 157H256V156H254ZM211 156V157H209V156ZM223 155H225V156H223ZM249 155V156H248ZM58 156V157H57ZM152 156L154 157V158H152ZM157 156L159 157L158 158V161L156 162V160H157ZM183 156V157H182ZM248 156V157H247ZM254 156V158H255V161H254V158H252ZM263 156V157H262ZM57 157V158H56ZM149 157V158H148ZM161 157H163V158H161ZM187 157V156H186ZM251 157V158H250ZM152 158V159H151ZM178 158V159H177ZM261 158V159H260ZM83 159H85V158H83ZM148 159V160H147ZM151 159V160H150ZM183 159H184V161H183ZM251 159V160H250ZM150 160V162L152 161L153 162V160H154V163L152 164L153 165V168H152V166H151V164L150 165H148L149 167H146L147 166V164H149V161ZM210 160V159H209ZM210 160V161H211ZM225 160V161H224ZM250 160V161H249ZM259 160H261V161H259ZM177 161V162H176ZM180 163H179V162ZM227 162V163H226ZM244 162V163H243ZM254 163V164H251V163ZM145 163H147L146 165H145ZM262 163V164H261ZM245 164V165H244ZM248 164H250V165H248ZM151 166V167H150ZM249 166H250V168H249ZM156 167V168H155ZM243 167V168H242ZM245 167V168H244ZM25 168V169H24ZM185 168V169H184ZM246 168H247V170H246ZM255 168V169H254ZM158 169V170H157ZM249 169H250V172H249ZM254 169V171H252V170ZM60 170V171H59ZM160 170V171H159ZM182 170V171H181ZM247 171V173H246V171ZM68 171V172H67ZM244 171V172H243ZM257 171V172H256ZM158 172V173H157ZM181 172V173H180ZM252 172V173H251ZM20 173H21V175H20ZM65 173V174H64ZM69 173L70 174H72L71 176H73V177H71L70 175H69ZM165 173H167L168 174V176H165L166 174ZM180 175H179V174ZM256 173L257 174H259V175H256ZM29 174V175H28ZM32 176H31V175ZM165 174V175H164ZM182 174V175H181ZM248 174V175H247ZM250 174V175H249ZM20 175V176H19ZM24 175H25V177H24ZM164 175V176H163ZM186 175H187V177H186ZM254 175H256V177L254 176ZM38 176V177H37ZM157 176H159V178L157 177ZM258 176V177H257ZM260 176V177H259ZM22 177V178H21ZM166 177V178H165ZM171 177H174V178H172L171 179ZM179 177V178H178ZM21 178V179H20ZM38 178V179H37ZM74 178H76L77 180H73ZM164 178V179H163ZM168 178H170L169 179V182L171 183H169V182H167V180H168ZM189 178V179H188ZM197 180H196V179ZM257 178V179H256ZM259 178V179H258ZM42 179V178H41ZM162 179V180H161ZM166 179V180H165ZM183 179V180H182ZM246 179V180H245ZM25 180V181H24ZM63 180H65L64 178H63ZM73 180V181H72ZM92 180L94 181V183H91L92 182ZM165 182H164V181ZM179 180H180V183H179ZM253 180H255V182H253ZM258 182H257V181ZM157 181V182H156ZM160 183H159V182ZM162 181V182H161ZM173 181H176L177 182V184H176V182H173ZM182 181V182H181ZM195 181L197 182V183H195ZM250 181H251V183H253V184H250ZM259 181H260V183H259ZM72 182V183H71ZM80 182V183H79ZM97 182V181H96ZM172 182H173V184H175L176 185V187H174L173 186V184H172ZM190 182V183H189ZM82 183H83V185H85V186H81L82 185ZM89 183H91V186L93 187V190L95 189L96 190V188H98L99 189V191H98V189H97V191L99 192V194H100V198L98 197L97 199L95 198V196H93L91 193H92V187L90 186V185H88ZM162 183V184H161ZM166 183V184H165ZM243 183V182H242ZM23 184H26V183H23ZM70 184L72 185L71 187H73V189L70 187ZM93 184H95V186L93 185ZM170 184V185H169ZM198 184V185H197ZM256 184V185H255ZM48 185V186H47ZM80 185V186H79ZM96 185H98L97 187H96ZM123 185H125V186H123ZM253 185V188L251 187ZM24 186V185H23ZM74 186L76 187V188H74ZM88 186H90L91 187V189L88 187ZM169 186H173L172 188L170 187L169 188ZM197 186H199V187H197ZM256 186H257V188H256ZM46 187H49V188H46ZM95 187V188H94ZM159 189H157V188ZM164 187L166 188V189H164ZM182 188V189H184L185 190V193L183 192L184 190H182V189H180V188ZM55 189V190H53V193H52V190L51 189ZM63 188V189H62ZM88 188V189H87ZM180 189L181 191H179V192H181L180 193V195H177V191L178 190H176V191H173L174 189ZM18 189H21L20 191L18 190ZM84 189L85 190H87V191H84ZM109 189H111V188H108L107 189V191L106 192H108V194H109ZM162 189V190H161ZM190 189H191V191H190ZM203 189H206V190H203ZM16 190H17V192H16ZM88 190H89V192L91 191V193H88ZM94 190V191H95ZM165 191V193H164V191ZM261 190H262V192H261ZM97 191H96V194H98L97 193ZM163 191V192H162ZM166 191H169V194H168V192H166ZM224 191V192H223ZM21 192H22V195H21ZM27 192V193H26ZM44 192V193H43ZM45 192H48V193H45ZM170 192H171V194H170ZM232 192V191H231ZM24 193V194H23ZM34 193H36V194H34ZM41 193H42V196H41ZM57 193V192H56ZM175 195H174V194ZM207 193H208V195H207ZM259 193V194H258ZM34 194V195H33ZM39 194V195H38ZM43 194H45V195H43ZM48 194V195H47ZM204 194V195H203ZM222 194V195H223ZM16 195V196H15ZM90 195V196H89ZM102 195V196H101ZM123 195V196H124ZM162 195V196H161ZM196 195V196H195ZM207 195V196H206ZM259 195V196H258ZM18 196V197H17ZM98 196V195H97ZM104 196H106L105 197V199L103 198ZM210 196V198H208ZM17 197V198H16ZM161 197V198H160ZM194 197V198H193ZM25 200H24V199ZM103 198V199H102ZM170 199V200H168V199ZM258 198V199H257ZM261 198V199H260ZM30 199H32V200H30ZM35 199V200H34ZM37 199V200H36ZM155 199V200H154ZM156 199H158V200H156ZM165 199H167L166 200V202H165ZM173 199V200H172ZM193 199V200H192ZM205 199V200H204ZM211 201H210V200ZM263 199V200H262ZM17 200V201H16ZM85 200V201H84ZM113 200V199H112ZM111 200V201H112ZM200 200V201H199ZM213 200H215V201H213ZM263 201L262 203H261V201ZM36 201V202H35ZM41 201H43V203H41ZM93 201V202H92ZM129 201V202H128ZM157 202V205H156V202ZM164 201V202H163ZM176 201V202H175ZM193 201V202H192ZM218 201V202H217ZM27 202V203H26ZM28 202L30 203L29 205H30V207H27V205L25 206V208H24V203L25 204H28ZM34 204H33V203ZM88 202V203H87ZM131 202V203H130ZM160 202V203H159ZM18 203V204H17ZM31 203H32V205H31ZM90 203H92V204H94V205H96V206H94V205H92V204H90ZM175 203H177V204H175ZM207 203V204H206ZM23 204V205H22ZM41 204V205H40ZM42 204H44V205H42ZM102 204H104V203H102ZM158 204H160V205H158ZM165 204V205H164ZM169 204V205H168ZM179 204V205H178ZM206 204V205H205ZM83 205H84V207H83ZM100 205V204H99ZM207 205H210V206H207ZM256 205V204H255ZM18 206V207H17ZM32 206V207H31ZM42 206V207H41ZM101 206V205H100ZM122 206V205H121ZM205 206H206V208H205ZM249 206H250V203H249ZM259 206V205H258ZM21 207V208H20ZM23 207V208H22ZM97 207H98V209H97ZM102 207V206H101ZM29 209V211H28V209ZM131 208V209H130ZM30 209H32V212H30L31 210ZM96 209V210H95ZM130 209V210H129ZM174 209H175V211H174ZM209 209V210H208ZM221 209H223L222 207H221ZM22 210H26V211H22ZM169 210H170V212H169ZM243 210L245 211V209L243 208ZM21 211V212H20ZM178 211V212H177ZM259 211H260V209H259ZM18 212L20 213V216L21 217H19V214H18ZM22 212H24V213H22ZM29 212V213H28ZM124 212V213H125ZM132 212V213H131ZM169 212V213H168ZM238 212H240V210H239V208H238ZM26 213V214H25ZM129 213H131L132 215H130ZM249 213V212H248ZM99 214V215H98ZM176 214V215H175ZM177 214H178V216H177ZM246 214H247V212H246ZM26 215V216H27ZM98 215V216H97ZM100 215H101V217H100ZM110 215V216H109ZM128 217H130L131 216V218H126L127 216ZM138 217H137V216ZM212 215V216H211ZM17 216L19 217V218H17ZM67 216V215H66ZM71 216H73V219H72V217ZM148 216H149V218H148ZM247 216V215H246ZM25 217V216H24ZM99 217L100 218H102V217H105L104 218V221L103 220H101V219H99ZM112 219H111V218ZM144 217V218H143ZM153 217H154V220H153ZM250 217V216H249ZM249 217H247V221H249V223H248V225H249V227H250V238L248 237L247 239H245V241L247 240V242H246V245L247 246H250L251 247V245L253 244V241H254V244L255 243H257L258 241H257V239H259L260 238V236H261V238L262 239H264V204H263V206H262V208H261V212H260V218H261V221H260V225H259V223H257L256 221L257 220H253V219H249ZM6 218V221H5V223H8L9 222V219H11L10 217L8 218V216H6L5 217ZM65 218V219H64ZM75 218V219H74ZM123 218H124V221H123ZM170 218V219H169ZM244 218H246V217H244ZM263 218V219H262ZM56 219V220H55ZM103 219V218H102ZM118 219V220H117ZM126 219V220H125ZM135 219H137L136 221H135ZM143 219H145V221H146V224H145V221L143 220ZM157 219H158V221H157ZM165 219V220H164ZM166 219H168V220H166ZM172 219V220H171ZM176 219V220H175ZM259 219V218H258ZM8 220V221H7ZM20 220V221H21ZM106 220V221H105ZM134 220V221H133ZM141 220L143 221L142 223L145 225V227H144V225H142V223L140 224V222H141ZM170 220V221H169ZM252 222H251V221ZM57 221V222H56ZM62 221H65V222H63V223H65L67 226H68V224H69V226L70 227H67L65 224H62ZM103 221V222H102ZM150 221V222H149ZM152 221V222H151ZM157 221V222H156ZM173 221H176L177 222V224H176V222H175V224L173 223ZM52 222V223H51ZM72 222V223H71ZM125 222V223H124ZM134 222H135V224H134ZM136 222H139V223H136ZM256 222V223H255ZM262 222V223H261ZM59 223L61 224V225H59ZM97 223V224H96ZM107 225H106V224ZM123 223H124V225H123ZM147 223H149V225H151V227L153 228L154 227V229H152V228H148V225H147ZM152 223V224H151ZM163 225H165V226H163ZM167 225H166V224ZM168 223H169V225H168ZM52 224V225H51ZM53 224H55V228H54V226H53ZM115 225L116 226V228L114 227L113 228V226L111 227V225ZM127 224V225H126ZM130 224H131V226H130ZM160 224V225H159ZM217 224H218V226H219V222H217ZM217 224L215 225V222H214V228H215V230H217V229H219L218 228V226H217ZM262 224V225H261ZM49 225H51V226H53L52 228H51V226H50V229H49V227L48 226ZM59 225V226H58ZM63 225H64V227H63ZM106 225L107 226V228L109 229V226H110V230H108V229H106V227H104V226ZM120 225V226H119ZM137 227H136V226ZM257 225L259 226V227H263L262 229H260L259 227H258V231H261V232H259L258 233V231L256 232L255 230L257 229L256 227H257ZM57 226H58V228H57ZM62 226V227H61ZM66 226V227H65ZM126 226H128L129 228V230H125L124 229V227L126 228ZM135 226V227H134ZM144 228H143V227ZM146 226H147V228H146ZM159 226H161V228L162 227H166V230H164L165 228H163V229H161L160 230V227ZM170 226V227H171ZM172 226V227H173ZM212 226V225H211ZM253 226V227H252ZM254 226H255V228H254ZM46 227V228H45ZM48 227V228H47ZM60 227H61V229H60ZM139 227V228H138ZM158 227V228H157ZM64 228H66L65 229V231H64ZM103 228H105L106 229V231L108 230V231H110V232H108L107 231V233H105L106 231H105V229H103ZM113 228V229H112ZM138 229L139 231L137 232V230L136 229ZM211 228L212 227H210V228H208V230L207 231H209V230H211ZM5 229V228H4ZM59 229V230H58ZM114 231V230H116V232L114 231H112V230ZM127 229V228H126ZM159 229V230H158ZM51 230V231H50ZM99 230V231H98ZM103 230H104V232H103ZM120 231V232H122V233H120V232H118V231ZM148 230V231H147ZM151 230H154V232H155V234H154V232L152 233L151 232ZM156 230V231H155ZM163 230V231H162ZM124 231H125V233H127V231H129L127 234H125L124 233ZM147 231V232H146ZM150 231V232H149ZM163 234H161L160 232ZM212 231V234H213V230H211ZM52 232H54V234L52 233ZM61 232V233H60ZM65 233L66 232V234L64 235L63 233ZM101 232H102V234H101ZM134 232H136L137 234H139V235H137V237L139 236V238H137L136 237V233H134ZM156 232L158 233L157 235H156ZM185 232H186V234H185ZM191 232V233H190ZM253 232V233H252ZM11 233L12 232H10L9 233V235H10V237H17L18 238V236L14 233H12L13 235H11ZM104 233V234H103ZM115 233V234H114ZM116 233H120V235H116ZM153 236V237H156L157 236V241H156V243H154L153 241L156 239V238H153V239H150V237H151V235ZM198 233V234H197ZM200 232H198V231H196L195 232V230L192 232V230L191 231H186V230H182V235H184L183 237H184V248H185V252L187 253V256H189L188 254H190V256L191 257H193V258H191L190 256V259L192 260L191 261V264H222L224 261H225V259L227 260V261H230V258H229V256L230 255H228V251H227V249L226 248H224L223 247V245H222V242H217V241H220V240H217V239H215V237H214V239H213V241L216 243H214V242H212V245L214 246V248H215V245H216V248H218V249H216L215 251L216 252H213V250L211 249V247L213 248V246L210 244V243H206L202 238H201V236H200V234H199ZM223 233H224V231H223ZM261 233V234H260ZM5 234H7V232H2V235H4L5 236ZM61 234H63V235H61ZM154 234V235H153ZM159 234H160V236H159ZM188 234V235H187ZM193 234V235H192ZM256 234H260V236L259 235H256ZM8 235V234H7ZM6 235V236H7ZM103 237H102V236ZM106 235V236H105ZM108 235V236H107ZM128 235H130V236H127ZM145 235V236H144ZM253 235H255L254 237H257L256 239H254L253 238ZM5 236V237H6ZM59 236V235H58ZM121 236V237H120ZM142 236V237H141ZM150 236V237H149ZM190 236V237H189ZM64 237L66 238V239H64ZM108 239H107V238ZM134 237H136V239L134 238ZM149 237V238H148ZM163 237V238H162ZM182 237V238H183ZM201 238V239H199V238ZM259 237V238H258ZM17 238H15V239H17ZM106 238V239H105ZM128 238V239H127ZM134 238V239H133ZM148 240H147V239ZM165 238V239H164ZM194 238V239H193ZM196 238V239H195ZM138 239H140V240H144V239H146L145 241H139ZM150 239V240H149ZM191 239H193V240H191ZM251 239V240H250ZM72 240V241H71ZM132 240H134L135 242H133ZM162 240V241H161ZM190 243H188L187 241ZM62 241V242H61ZM150 241V243H149V245H151V246H148V242ZM194 241V242H193ZM196 241V242H195ZM252 241V242H251ZM256 241V242H255ZM64 242V243H63ZM145 242V243H144ZM203 242V243H202ZM211 242V241H210ZM249 242H251V243H249ZM136 243H137V245H138V248H137V245H136ZM142 243H144L143 244V246H142ZM186 243H188V244H186ZM192 243V244H191ZM197 243V245H195ZM208 244V245H206V244ZM64 244H65V246H64ZM72 244V245H71ZM141 244V245H140ZM146 244V245H145ZM254 244L252 245V247H256V244H255V246H254ZM61 245H62V248H63V251H62V248H61ZM71 245V246H70ZM84 245V246H83ZM135 245H136V247H135ZM139 245L140 246H142L143 247V249L145 250H143L142 249V247H139ZM204 245H205V248L207 249V251L205 250V248H204ZM218 245H219V247H218ZM132 246H134V247H132ZM148 246V247H147ZM153 246V247H152ZM186 246V247H185ZM188 246V247H187ZM191 246V247H190ZM194 246V247H193ZM199 246L203 249H201V248H199ZM210 246V247H209ZM221 246V247H220ZM85 247V248H84ZM87 247V248H86ZM149 247L151 248V249H149ZM58 248V249H57ZM60 248V249H59ZM65 248H66V250H65ZM136 248H137V250H136ZM139 248H141V250H139ZM148 248V249H147ZM187 248V249H186ZM224 249V251H225V249H226V251L224 252L223 251V249ZM76 249V250H75ZM134 249H135V251H134ZM154 249H156L155 251L156 252H161L160 254L162 255V256H160V254L159 253H157V254H155L156 252H154V254H153V251H154ZM192 249V250H191ZM194 249H195V251H194ZM78 250V251H77ZM139 250V251H138ZM146 250H151L152 252H151V254H150V251L148 252V251H146ZM158 250V251H157ZM69 251H71V252H69ZM75 251V252H74ZM141 252V254L143 253V252H148L149 253V255L148 254H145L144 255V253H143V255H140V253H138V252ZM194 251V252H193ZM202 251V252H201ZM204 251V252H203ZM220 251V253L222 254V256L224 257V261L223 260H220V259H222V257H221V255H220V253L218 254L219 256L218 257H221V258H218L217 256H215L214 254L216 253H218ZM60 252V253H59ZM62 252V253H61ZM65 252V253H64ZM165 252V253H164ZM189 252V253H188ZM197 252H199V253H197ZM226 252H227V254H226ZM44 253V254H43ZM57 253H59V255L57 254ZM194 253V254H193ZM197 253V254H196ZM203 253V254H202ZM212 253H214L213 255H212ZM19 254V255H20ZM50 254V255H49ZM53 254V255H52ZM79 254V255H78ZM165 254V255H164ZM201 254V256H199ZM205 254V256H203ZM207 254V255H206ZM34 255V256H33ZM64 255V256H63ZM147 255V256H146ZM150 255H153V256H150ZM157 255V256H156ZM167 255V256H166ZM193 255H195V256H193ZM209 255H210V257H209ZM226 255L228 256L227 258H226ZM248 257H250V261H249V264H261V262H260V259H259V257L257 258V256L255 257V256H253L251 253L248 255V254H246ZM45 256V257H44ZM55 256H57L56 258H55ZM59 256H60V258H59ZM77 256V257H76ZM79 256V257H78ZM199 256V257H198ZM242 256H244L245 257V255H242ZM246 256V257H247ZM31 257V258H30ZM41 257H43V258H41ZM49 257V258H48ZM73 257V258H72ZM153 257H155L154 259H153ZM161 257H163L164 259H165V257H167L168 259H167V261H166V259L164 260L163 258H161ZM200 257H204V258H200ZM206 257H207V259H206ZM213 257V258H212ZM214 257H216L215 259H219V260H217V262L215 263V259H214ZM261 257V256H260ZM41 258V259H40ZM59 258V259H58ZM160 258L162 259V260H160ZM208 258H211V259H208ZM30 262H28L27 260ZM45 259H46V261H45ZM53 259V260H52ZM74 259V260H73ZM77 259V260H78ZM193 259H194V263H193ZM203 259V260H202ZM207 260V261H205V260ZM22 260V261H21ZM31 260V261H30ZM36 260V261H35ZM41 260V261H40ZM49 260V261H48ZM57 260V261H56ZM59 260V261H58ZM70 260V261H69ZM140 260V261H141ZM160 260V261H159ZM199 260V261H198ZM55 261V262H54ZM208 261H210V262H208ZM214 261V262H213ZM219 261V262H218ZM223 261V262H222ZM259 261V262H258ZM40 262V263H39ZM66 262V263H65ZM70 262V263H69ZM142 262H138V263H141L142 264ZM196 262V263H195ZM204 262V263H203ZM212 262V263H211ZM232 262V263H231ZM250 262H252V263H250ZM55 263V264H56ZM71 263V264H72ZM224 263H226V261L224 262ZM230 263L231 264H234V262L233 261H230ZM236 263V262H235ZM239 263V262H238ZM264 263V262H263ZM227 264H229V262H227Z\"/></svg>",
    "mask_w": 264,
    "mask_h": 264
},
{
    "label": "bare ground",
    "instance_id": "obj_2",
    "mask_svg": "<svg viewBox=\"0 0 264 264\" xmlns=\"http://www.w3.org/2000/svg\"><path fill=\"white\" fill-rule=\"evenodd\" d=\"M65 1H67V0H65ZM74 2H76L77 0H73ZM78 1H80V0H78ZM83 1V0H82ZM88 1V0H87ZM106 1V0H105ZM109 1V0H108ZM114 1V0H113ZM124 1V6L121 8L120 6H122L121 5V2H123ZM123 1H121L120 2V6L118 7L119 8V10H120V8H121V13H126L127 14V12L129 11V15H131V14H133L134 16H133V18L135 17V11L137 10L135 7L136 6H140V4H138L137 3V5L135 6V2H132V1H134V0H123ZM146 1V0H145ZM154 0H148V2H149V5L151 4V7L153 6V5H155V6H157L156 5V3L155 2H157V1H154ZM159 1H161V2H163L162 0H159ZM168 1V0H167ZM166 1V2H167ZM169 1H171V0H169ZM185 0H183V2H184ZM195 1V0H194ZM212 1V4L215 6V8L217 9V13H222L223 15L225 14L227 17H225V18H227V19H229L230 17H232V16H236V14L237 13H239V12H243V14H245L246 15V12L248 13V14H250V18H249V15H248V18H246V16L244 15V17L246 18V19H244V26H242V28L244 29L243 30V35H244V37H243V40H245V38L247 39V41H245V49L247 48L246 47V45L247 46H249V47H251V49H246V51H245V59L246 60H248L247 61V63H249V60H251L252 59V54L253 53H250V51L251 52H254V50H256L255 49V45H257V44H261L260 43V41L259 40H261V39H259L260 38V36H262L263 34H264V0H211ZM60 2V1H59ZM62 2V1H61ZM60 2V3H61ZM64 2V1H63ZM63 2H62V6H63ZM69 2V1H68ZM81 2V1H80ZM110 2H112V1H110ZM117 2V1H116ZM138 2H139V0H138ZM148 2L146 1V3H147V6H149L148 5ZM192 2V1H191ZM198 2V1H197ZM201 2V1H200ZM66 3V2H65ZM71 3H73L72 1H71ZM84 3H85V1H84ZM168 3V2H167ZM196 3V2H195ZM199 3V2H198ZM210 3V2H209ZM67 4V3H66ZM75 4H77V8L79 7L78 6V2L77 3H75ZM79 4H81V3H79ZM83 4V3H82ZM81 4V5H82ZM85 4H87V3H85ZM123 4V3H122ZM153 4V5H152ZM157 4H158V2H157ZM161 4V3H160ZM166 4V3H165ZM165 4H164V6H165ZM171 4V3H170ZM169 4V5H170ZM194 4V3H193ZM193 4H191L192 6H193ZM55 5V4H54ZM60 5V4H59ZM59 5H57V6H59ZM68 5V4H67ZM71 5V4H70ZM80 5V8H82L83 7V5L81 6ZM162 5H163V3H162ZM190 5V6H191ZM56 6V7H57ZM75 6V5H74ZM110 6V5H109ZM112 6H113V4H112ZM155 6H153V7H155ZM163 6V7H164ZM168 5H166V7H167ZM173 6V5H172ZM175 6V5H174ZM29 7V6H28ZM37 7V6H36ZM65 7V6H64ZM64 7H63V9H64ZM76 7V6H75ZM84 7H85V5H84ZM105 7H108V6H105ZM142 7V6H141ZM158 7H159V4H158ZM161 7V6H160ZM181 7V6H180ZM180 7H179V9H180ZM195 7H197V6H195ZM208 7H210V6H208ZM58 8V7H57ZM62 8V7H61ZM61 8H60V10H61ZM67 8V7H66ZM79 8V9H80ZM90 8V7H89ZM138 8V7H137ZM150 8V7H149ZM162 8V7H161ZM170 8V7H169ZM168 8V9H169ZM174 8V7H173ZM188 8H190V7H188ZM62 9V10H63ZM83 9L84 8H82V11H83ZM110 9V8H109ZM112 9H114V8H112ZM116 9V8H115ZM136 9V10H135ZM152 10H153V8H151ZM164 9V8H163ZM185 9V8H184ZM192 9H194V8H192ZM192 9H191V11H192ZM200 9V8H199ZM198 9V10H199ZM211 9V8H210ZM210 9H209V13H210ZM42 10H44V9H42ZM47 9H45L44 11H45V15H46V11ZM61 10V14H58V15H62V16H58L59 17V19H62V21L64 20H69V18L71 19V16H70V14L69 13H71L70 11H68V9L66 10V9H64L63 11ZM85 10H87V8L85 9ZM107 10V9H106ZM139 10V9H138ZM144 10V9H143ZM142 10V11H143ZM146 10V9H145ZM147 10H148V8H147ZM156 10V9H155ZM154 10V12H156ZM158 10V9H157ZM170 10L171 9H169V12H170ZM186 10H187V8H186ZM194 10H196V9H194ZM111 11H113V10H111ZM115 11V10H114ZM125 11V12H124ZM127 11V12H126ZM141 11V12H142ZM151 11V10H150ZM161 11V10H160ZM163 11V10H162ZM161 11V12H162ZM164 11H165V9H164ZM176 11V10H175ZM180 11H181V9H180ZM208 10H206V12H207ZM216 11V10H215ZM37 12H38V10H37ZM69 12V13H68ZM84 12H88V10L87 11H84ZM104 12H105V9H104ZM107 12V11H106ZM110 12V11H109ZM144 12V11H143ZM154 12L152 13V14H154ZM159 12V11H158ZM182 12V11H181ZM184 12H186V11H184ZM193 13L195 12V11H192ZM198 12H200V11H197V13ZM202 12V11H201ZM42 12L41 11H39L36 15H37V17H35V19H34V21H33V19H32V23L30 24V25H28V27H27V29H26V35H27V37H26V44L25 45H27V47H24V50H25V48L26 49H30V48H34V49H32L33 51H34V54L33 55H35L36 54V56L37 55H41V53L43 52V50L46 48V44H48V42H50V43H52V47L54 48V50H58V47L59 46H62V45H71V43H70V40H72V38H71V36L70 35H68L67 36V30L65 29V31H64V29L62 28V27H60V29L62 30V32L64 33V34H66V36H60V37H58L57 39H55L54 40V42L52 41V38L54 37H50L51 38V41H48V40H50V38H49V34L50 33H48L47 34V30H45L46 28H43L41 25H43V21H41L42 19H43V17H45V16H43L44 15V13H43V15L41 14ZM150 13V12H149ZM160 13V12H159ZM167 13V12H166ZM173 13V11L171 12V14ZM188 13V12H187ZM193 13H190V14H193ZM196 13V14H197ZM218 14L219 16L221 15V14ZM50 14V13H49ZM57 14V13H56ZM80 14V13H79ZM116 14V13H115ZM137 14V13H136ZM141 14V13H140ZM161 14V13H160ZM170 14V13H169ZM176 14H177V11H176ZM175 13H174V15H176ZM204 14H205V10H204ZM214 15H216L215 14V12L213 13ZM212 14V15H213ZM31 15V14H30ZM52 15H53V11H52ZM111 15H112V13H111ZM114 15V14H113ZM147 15V14H146ZM166 16H168L167 14H165ZM165 15H163L162 14V18H164V16ZM183 15V14H182ZM200 15V14H199ZM198 15V16H199ZM222 15V16H223ZM240 15H242V14H240ZM240 15H238V16H240ZM21 16V15H20ZM24 16V15H23ZM28 16V15H27ZM33 16H35V15H33ZM47 16V15H46ZM49 16V15H48ZM98 16V15H97ZM118 16V15H117ZM126 16V15H125ZM128 16V15H127ZM126 16V17H127ZM144 16V15H143ZM161 16V15H160ZM160 16H158V17H160ZM180 16V15H179ZM178 16V17H179ZM188 16V15H187ZM211 16V15H210ZM109 17V16H108ZM113 17V16H112ZM119 17V16H118ZM117 17V18H118ZM132 17V16H131ZM150 17V16H149ZM157 17V18H158ZM207 17H209L208 15H207ZM218 17V16H217ZM224 17V16H223ZM229 17V18H228ZM241 17H243V16H241ZM243 17V18H244ZM49 18V17H48ZM75 18V17H74ZM73 18V19H74ZM102 18V17H101ZM110 19H111V17H109ZM114 18H115V16H114ZM121 19H122V17H120ZM129 18V17H128ZM128 18H127V20H128ZM137 18H138V16H137ZM136 18V19H137ZM140 18V17H139ZM141 18H143V17H141ZM146 18H147V16H146ZM152 18V17H151ZM161 18V17H160ZM168 18V17H167ZM166 18V19H167ZM171 18L173 19V15L171 16ZM187 18H190V16L189 17H187ZM191 18H192V16H191ZM198 18V17H197ZM200 18V17H199ZM202 18V17H201ZM205 18V21H206V17H204ZM212 18L214 19V17L212 16ZM216 18V17H215ZM220 18H221V16H220ZM225 18H223V19H225ZM22 19V18H21ZM46 19V18H45ZM44 19V20H45ZM79 20H80V17L78 18ZM78 19L76 20L77 22H78V25H79V22L80 21H78ZM123 19H125L124 17H123ZM144 19V18H143ZM171 19V20H172ZM174 19H176V18H174ZM173 19V20H174ZM178 19V18H177ZM217 20H218V18H216ZM222 19V20H223ZM24 20V19H23ZM22 20V21H23ZM108 21H109V19H107ZM112 20V19H111ZM126 20V19H125ZM148 20V19H147ZM156 20V19H155ZM186 20V19H185ZM209 20V19H208ZM212 20V19H211ZM210 20V21H211ZM215 20V19H214ZM233 20V19H232ZM241 20H242V18H241ZM240 18H239V23H240ZM21 21V20H20ZM26 21V20H25ZM51 21V20H50ZM64 21H63V23H64ZM75 21V22H76ZM106 21V20H105ZM121 21H123V20H121ZM137 21V20H136ZM136 21H134V22H136ZM144 21H146L145 19H144ZM157 21V20H156ZM155 21V22H156ZM159 21V20H158ZM162 21V20H161ZM163 21H164V19H163ZM168 21H169V19H168ZM181 21H184V20H181ZM193 21V19L191 20V22ZM197 21V20H196ZM201 21V20H200ZM223 21H225V20H223ZM231 21V20H230ZM230 21L228 22V23H230ZM45 22V24L47 23L46 21H44ZM65 22H68V21H65ZM73 22H74V20H73ZM74 22V23H75ZM110 22V21H109ZM125 22H127V21H125ZM125 22H123V23H125ZM130 22V21H129ZM128 22V23H129ZM138 22V21H137ZM175 22V21H174ZM184 22H186V21H184ZM195 22V21H194ZM208 22V21H207ZM212 22H213V20H212ZM233 22V21H232ZM70 23H72L71 21H70ZM131 23H132V21H131ZM130 23V24H131ZM140 23V22H139ZM149 23H150V21H149ZM166 23H168V22H166ZM165 23V24H166ZM199 23V22H198ZM202 23V22H201ZM206 23V22H205ZM218 23V22H217ZM216 23V24H217ZM226 23L227 22H225L224 24L226 25ZM29 24V23H28ZM68 25H70L71 27H72V25H73V23H72V25L71 24H69V23H67ZM67 24H66V26H67ZM107 24V23H106ZM109 24V23H108ZM130 24H128V25H130ZM136 24V23H135ZM152 24V23H151ZM151 24H149V26L148 27H150V25ZM156 24V23H155ZM157 24H159V22L157 23ZM157 24H156V26H157ZM162 24V23H161ZM165 24H163L164 25V28H165ZM175 24H177V22L175 23ZM186 24V23H185ZM191 24V23H190ZM189 24V25H190ZM214 24H215V22H214ZM218 24H220V23H218ZM242 24V23H241ZM47 25V24H46ZM127 25V24H126ZM131 25H133V28H134V24L132 23ZM146 25H148V24H146ZM167 25H169V24H167ZM188 25V24H187ZM186 25V26H187ZM238 25V24H237ZM26 26H27V24H26ZM44 26V25H43ZM73 26H75V25H73ZM80 26V25H79ZM95 26V25H94ZM105 26V25H104ZM124 26V25H123ZM136 26V25H135ZM142 26V25H141ZM144 26V25H143ZM152 26V25H151ZM155 26V27H156ZM171 26H173V25H171ZM195 26V25H194ZM198 27H199V25H197ZM201 26V25H200ZM204 26H205V24H204ZM210 26V25H209ZM227 26V25H226ZM229 27H230V25H228ZM235 26V25H234ZM240 26V25H239ZM45 27V26H44ZM46 27H48V26H46ZM76 27H78V26H76ZM75 27V29L77 30V28ZM89 26H87V28H88ZM128 27V32H130L129 31V29L130 28H132V27H130L129 28V26H127ZM147 27V26H146ZM154 27V26H153ZM152 27V29H155V28H153ZM181 27V26H180ZM185 27V26H184ZM191 27V26H190ZM197 27V28H198ZM212 27V26H211ZM216 27V26H215ZM219 27V26H218ZM78 28H81V27H78ZM87 28H86V31H87ZM108 28H110V27H108ZM125 28V27H124ZM137 28H139L138 27V25H137ZM143 28V27H142ZM164 28H161V29H164ZM170 28V27H169ZM174 28V27H173ZM196 28V27H195ZM194 28V29H195ZM238 28V27H237ZM5 29H7V30H5ZM43 29L45 30V32L43 31ZM52 29V28H51ZM57 29H59L58 27H57ZM56 29V30H57ZM69 30L70 29H73V28H68ZM93 29V28H92ZM99 29V28H98ZM104 29V28H103ZM106 29V28H105ZM148 29V28H147ZM157 29V28H156ZM159 29V28H158ZM160 29V30H161ZM181 29V28H180ZM200 29V28H199ZM205 29V28H204ZM208 29V28H207ZM219 29V28H218ZM234 29V28H233ZM240 29V28H239ZM89 30H90V28H89ZM94 30H95V28H94ZM93 30V31H94ZM110 30V29H109ZM132 30V29H131ZM143 30V29H142ZM151 30V29H150ZM166 30V29H165ZM186 30V29H185ZM189 30V29H188ZM187 30V31H188ZM196 30V29H195ZM200 30H202V28L200 29ZM236 30H238V29H236ZM47 31V32H46ZM51 31V30H50ZM78 31V30H77ZM81 31H83V29L81 30ZM96 31V30H95ZM102 31H105V30H102ZM106 31H108V30H106ZM140 31V30H139ZM156 31H158V30H156ZM169 31V30H168ZM171 31V30H170ZM173 31V30H172ZM171 31V32H172ZM174 31H175V29H174ZM191 31V30H190ZM212 31H214V29L212 30ZM239 31V30H238ZM89 32V31H88ZM128 32H127V34H128ZM131 32H133V31H131ZM146 32V31H145ZM154 32V31H153ZM160 32V31H159ZM193 32V31H192ZM197 32V31H196ZM203 32V31H202ZM242 32V31H241ZM240 32V33H241ZM86 33V32H85ZM106 33V32H105ZM104 33V34H105ZM138 33V32H137ZM136 33V34H137ZM166 33H167V31H166ZM170 33V32H169ZM168 33V34H169ZM177 33V32H176ZM175 33V34H176ZM201 33V32H200ZM199 33V34H200ZM209 33V32H208ZM207 33V34H208ZM239 33V34H240ZM25 34V33H24ZM59 34V33H58ZM73 34V33H72ZM74 34H75V36H76V33L74 32ZM73 34V35H74ZM149 34H150V32H149ZM154 34V33H153ZM157 34V33H156ZM162 34V33H161ZM185 34V33H184ZM186 34H187V32H186ZM190 34H191V32H190ZM205 34V33H204ZM15 35H16V30L14 29V27H13V24L12 25H9L8 27H1L0 26V58H2L3 56L2 55H4L5 53H8L10 50H12L13 48H11V46H13V38L15 37ZM55 35V34H54ZM107 35V34H106ZM129 35V34H128ZM143 35H144V32H143ZM148 35V34H147ZM146 35V36H147ZM163 35V34H162ZM173 35V34H172ZM193 35V34H192ZM198 35V34H197ZM196 34H195V36H197ZM200 35H202V34H200ZM210 35H212L211 33H210ZM58 36V35H57ZM112 36V35H111ZM140 35H138V37H139ZM146 36H144V37H146ZM153 36V35H152ZM159 36H160V34H159ZM184 36V35H183ZM186 37H187V35H185ZM191 36V35H190ZM199 36V35H198ZM205 36V35H204ZM204 36H203V38H204ZM133 37H135V36H133ZM142 37V36H141ZM161 37V36H160ZM185 37V38H186ZM194 37V36H193ZM206 37V36H205ZM212 37V36H211ZM155 38V37H154ZM159 38V37H158ZM164 38H168V37H164ZM170 38V37H169ZM197 38V37H196ZM241 38V37H240ZM157 39V38H156ZM161 39V38H160ZM187 39V38H186ZM201 39V38H200ZM206 41H207V39L206 38H204ZM238 39H239V37H238ZM129 40V39H128ZM127 40V41H128ZM170 40V39H169ZM183 41L185 40L184 38L182 39ZM198 40V39H197ZM240 40V39H239ZM242 40V39H241ZM241 40H240V42H241ZM34 41H38V42H40L41 44L40 45H33L32 43L34 42ZM130 41V40H129ZM128 41V42H129ZM156 41V40H155ZM199 41H201V40H199ZM199 41H197V42H199ZM205 41V42H206ZM236 41H238V40H236ZM235 41V42H236ZM261 41H263V39L261 40ZM140 42V41H139ZM146 42V41H145ZM166 42V41H165ZM191 42V41H190ZM197 42H195V43H197ZM234 42V41H233ZM243 42V41H242ZM264 42V41H263ZM263 42H262V44H263ZM144 44V42H141V44ZM157 43V42H156ZM159 43V42H158ZM157 43V44H158ZM169 43V42H168ZM171 43V42H170ZM194 43V42H193ZM201 43V42H200ZM199 43V44H200ZM203 43H204V41H203ZM202 43V44H203ZM139 44V43H138ZM174 44V43H173ZM172 44V45H173ZM181 44H182V42H181ZM236 44V43H235ZM249 44V45H248ZM261 44V45H262ZM205 45V44H204ZM233 45H234V43H233ZM237 45V44H236ZM238 45H239V43H238ZM237 45V46H238ZM244 45V44H243ZM243 45H241L242 47H243ZM260 45V46H261ZM48 46V45H47ZM168 46V45H167ZM177 46H178V44H177ZM201 46V45H200ZM200 46H199V50H200ZM235 46V45H234ZM237 46H235V47H237ZM240 46V47H241ZM258 47H259V49L261 48L259 45H257ZM262 46H264V45H262ZM18 47V46H17ZM16 47V48H17ZM170 47V45L168 46V48ZM173 47V46H172ZM172 47H171V49H172ZM202 47V46H201ZM142 48L143 47H141V49H140V51H139V49H138V51L139 52H143V51H145V50H143V51H141L142 50ZM175 48V47H174ZM193 48V47H192ZM234 48V47H233ZM48 49V48H47ZM194 49V48H193ZM196 49V48H195ZM197 49V50H198ZM238 49V48H237ZM245 49H243V50H245ZM258 49V50H259ZM49 50V49H48ZM157 51H158V49H156ZM155 50V51H156ZM233 50V49H232ZM235 50H236V48H235ZM30 51V50H29ZM45 51V50H44ZM161 51V50H160ZM170 51V50H169ZM211 51V50H210ZM209 51V52H210ZM234 51V50H233ZM237 51V50H236ZM236 51H234L235 53H236ZM242 51V50H241ZM241 51H239V52H241ZM139 52H137V53H139ZM179 52H181L180 50H179ZM193 52V51H192ZM208 52V51H207ZM255 52H257V51H255ZM44 53V52H43ZM42 53V54H43ZM144 53V52H143ZM156 53H158V52H155L154 54H156ZM162 53H164L165 54V50H164V52L162 51ZM184 53V56H185V51L183 52ZM195 53V52H194ZM200 53H201V51H200ZM140 54V53H139ZM171 54V53H170ZM205 54V53H204ZM237 54H239L238 52H237ZM240 54H244V51H243V53H240ZM141 55H143V54H141ZM157 55V54H156ZM172 55H174V54H172ZM199 55V54H198ZM197 55V56H198ZM233 55V54H232ZM5 56V55H4ZM153 56V55H152ZM163 56V55H162ZM166 56V55H165ZM170 56V55H169ZM194 56H196V55H194ZM236 56V55H235ZM239 57L241 56V55H238ZM259 56V55H258ZM138 57H140V56H138ZM143 57V56H142ZM145 57V56H144ZM143 57V60L146 58H144ZM160 57H161V54H160ZM160 57L159 56H156L155 58H159V60H160ZM168 57V56H167ZM189 57V56H188ZM201 57V56H200ZM238 57V58H239ZM141 58V57H140ZM139 58V59H140ZM153 57H150L149 59H152ZM162 58V57H161ZM163 58H164V56H163ZM162 58V60H164ZM192 58V57H191ZM195 58H197V57H195ZM236 59H238L237 57H235ZM234 58V59H235ZM256 59L258 58L259 59V57H255ZM148 59V60H149ZM168 59H170V57L169 58H167V60ZM176 59V58H175ZM201 59V58H200ZM241 59V58H240ZM142 60V58H141V60L140 61H143ZM153 60V59H152ZM174 60V59H173ZM239 60V59H238ZM242 60H244V57H243V59ZM262 60H263V58H262ZM261 60V61H262ZM145 61V60H144ZM164 61H166V60H164ZM253 61H255V60H253ZM150 62H153V61H150ZM155 62H156V60H155ZM170 62V61H169ZM183 62V61H182ZM238 62H241V61H238ZM251 62H252V60H251ZM256 62H257V60H256ZM139 63H141V62H139ZM146 63H148V61L146 62ZM161 63H162V61H161ZM165 63H167V61L165 62ZM172 63H174L175 64V62H172ZM184 63V62H183ZM186 63V62H185ZM184 63V64H185ZM189 63H191V60H190V62ZM245 62H243V63H241V64H244ZM142 64V63H141ZM141 64H139V66L141 65ZM144 64V63H143ZM149 64V63H148ZM148 64H146V65H148ZM151 64V63H150ZM153 64H155L154 62H153ZM152 64V65H153ZM157 64V63H156ZM163 64H164V62H163ZM188 64V63H187ZM195 64V63H194ZM194 64H193V66H194ZM238 64V63H237ZM240 64V63H239ZM151 65V67L150 68H154V65L152 66ZM159 65V64H158ZM157 65V66H158ZM161 65V64H160ZM165 65V64H164ZM164 65H161V67L162 68H164L163 66ZM167 65V67H169L168 66V63L166 64ZM181 65V64H180ZM214 65V64H213ZM216 65V64H215ZM245 65V64H244ZM247 65H249L250 66V64H247ZM258 65V64H257ZM260 65H261V63H260ZM144 66V65H143ZM143 66L141 67V68H143ZM156 66V65H155ZM177 66V65H176ZM179 66V65H178ZM186 66H189V65H186ZM192 66V67H193ZM196 66V65H195ZM203 66V65H202ZM201 66V67H202ZM233 66V65H232ZM234 66H235V64H234ZM240 66V65H239ZM246 66V65H245ZM249 66H247V68H246V70L245 69H243L244 68V66H243V70H245V71H247V69H248V67ZM252 66V65H251ZM250 66V67H251ZM262 66V65H261ZM136 67V66H135ZM146 67V66H145ZM160 67V66H159ZM159 67H158V69H159ZM161 67H160V71H161ZM167 67H165V68H167ZM191 67V68H192ZM199 66L197 65L196 66V70H198L199 68H198ZM217 67V66H216ZM236 68V70H237V67H238V65L237 66H235ZM241 67H242V65H241ZM249 67V68H250ZM253 67V66H252ZM259 67V66H258ZM138 68V67H137ZM141 68H138V69H141ZM147 68V67H146ZM152 68V71H154V70H156V69H153ZM174 68V67H173ZM203 68V67H202ZM201 68V69H202ZM205 68V67H204ZM212 68V67H211ZM213 68H214V66H213ZM221 68V67H220ZM231 68H233V67H231ZM231 68H230V71H231ZM240 67H238V69H239ZM254 68V67H253ZM253 68H252V70H253ZM262 68H264V67H262ZM169 69V68H168ZM216 69V68H215ZM214 69V70H215ZM222 69V68H221ZM235 69H233L234 71H235ZM85 70V69H84ZM83 70V71H84ZM136 70V69H135ZM148 70V69H147ZM149 70H151V69H149ZM148 70V71H149ZM163 70V69H162ZM195 70V69H194ZM209 70H210V68H209ZM222 70H224V69H222ZM250 70H251V68H250ZM251 70V71H252ZM140 71V70H139ZM141 71H143L142 69H141ZM148 71H146L145 70V74H147L146 72H148ZM152 71H150L149 73H152ZM165 71V70H164ZM168 71V70H167ZM169 71H170V69H169ZM184 71V70H183ZM182 70H181V72H183ZM185 71L187 72V67L185 68ZM202 71V70H201ZM211 71V70H210ZM259 71V70H258ZM138 72V71H137ZM180 72V71H179ZM179 72H178V74H179ZM190 72V71H189ZM192 74L194 75L193 76V78L195 77L196 78V75L199 73H197L196 75H195V71L193 72V69H192ZM208 72V71H207ZM222 72V71H221ZM231 72H233V71H231ZM238 72H240V73H237V71H235L234 72V74L235 73H237L238 75H236V78L239 76V74H240V76L243 78V76L246 74V73H248V71L244 74V71H242L241 70V68L238 70ZM260 72V71H259ZM258 72V73H259ZM76 73V72H75ZM139 73V72H138ZM137 73V74H138ZM142 73V72H141ZM143 73H144V71H143ZM154 73V72H153ZM152 73V74H153ZM155 73H156V71H155ZM155 73L153 74L154 76H156L155 75ZM166 73V72H165ZM168 73H170V72H168ZM173 73V72H172ZM172 73H170L171 75H172ZM177 73V72H176ZM209 73V72H208ZM214 73V72H213ZM212 73V76L211 77H213V75L215 74V73H217L216 71H215V73L213 74ZM223 73V72H222ZM230 73V72H229ZM261 73V72H260ZM263 73V72H262ZM261 73V74H262ZM151 74V75H152ZM157 74H159V71H157ZM174 74V73H173ZM177 74V75H178ZM183 74H184V72H183ZM182 73H181V75H183ZM202 74H203V72H202ZM206 74V73H205ZM205 74H203V75H205ZM210 74V73H209ZM207 75V76H210V75ZM220 73H218V75H219ZM232 73H230L229 75H231ZM233 74V77L235 76ZM250 73H248V75H249ZM260 74V75H261ZM80 74H78V76H79ZM82 75V74H81ZM144 75V74H143ZM143 75H141L142 76V78L143 77H145V76H143ZM150 75V76H151ZM160 75V74H159ZM161 75H162V73H161ZM160 75V76H161ZM181 75H178L179 77L181 76ZM189 75H191V74H189ZM199 76H200V74H198ZM223 75H225V73L223 74ZM78 76H74V77H76V79H77V77ZM137 76V75H136ZM154 76H152V79L151 80H153L152 82H154ZM169 77H170V75H168ZM176 76V75H175ZM174 76V77H175ZM184 76L186 77V75L184 74ZM184 76H182V77H184ZM232 76V75H231ZM230 76V78H232ZM262 76H263V74H262ZM261 76V77H262ZM34 77V76H33ZM31 78L32 80H34L33 82L31 81V83L29 84V86L28 85H26L25 83H27V82H23V83H21L22 85L21 86H19V87H26V90H27V92L28 93H26L27 95L25 96L24 95V98L26 99V100H28L29 101V103H31L32 104V107L34 108V112L32 111V113H33V115H31L32 113H31V110H30V113L31 114H29V115H31L30 116V119H32L33 121H36L37 123H39V122H42L45 118H46V116L48 115V114H50L51 112L53 113V111H54V109H53V106H50L49 104H48V102H45V103H40L39 104V102H37V101H35L33 98H34V96L35 95H37V94H40V93H43V92H50V91H52V90H54V88H56V86L58 85V84H60V85H62V89H63V94L64 95H66L67 97H74V94L76 95V90H75V88L77 89V87L75 86L74 87V85H73V82L75 81V80H72V78H74L73 77V71L72 72H69L68 70L66 71L65 69L63 70V69H61V70H59V71H56L55 73H52V72H50V73H48V71H47V73L45 72V73H43L40 77L38 76V78H36V77H34V78ZM138 77V76H137ZM147 77V76H146ZM161 77H163V76H161ZM173 77V76H172ZM171 77V78H172ZM178 77V78H179ZM192 77V76H191ZM201 77H202V75H201ZM211 77H208V80L211 78ZM215 77H217V76H215ZM225 77L226 76H224V79H225ZM250 77H251V75H250ZM255 77V76H254ZM139 78V77H138ZM156 78V77H155ZM165 78V77H164ZM164 78H162V80H166V78H167V80H169L168 79V77H166L165 79ZM189 78V80H190V76L188 77ZM188 78H187V80H188ZM192 78V79H193ZM194 78V79H195ZM214 78V77H213ZM220 78V77H219ZM219 78H218V80H217V78H215L216 79V83L218 84L219 82L218 81H220L219 80ZM223 78V77H222ZM226 78H228V81H229V76H227ZM253 78V77H252ZM260 78V77H259ZM258 78V79H259ZM263 79H264V77H262ZM2 79V78H1ZM0 79V80H1ZM75 79V78H74ZM144 79V78H143ZM160 79L161 78H159V81H160ZM184 79V78H183ZM197 79V78H196ZM207 79V78H206ZM215 79H213V80H215ZM234 78H232L230 81H232ZM239 79H241V78H239ZM245 79H247L246 77H245ZM255 79H257V78H255ZM139 82H140V79H137ZM150 80V81H151ZM172 80H173V78H172ZM171 80V81H172ZM182 80V79H181ZM189 80H188V82H189ZM213 80H210V81H213ZM250 80V79H249ZM253 80V79H252ZM261 80V79H260ZM2 82H3V80H1ZM1 81H0V91L2 90V87L4 86V84L3 83H1ZM77 81V80H76ZM138 81H135V82H137L138 83ZM144 80H142V82H143ZM159 81H158V79H157V82L159 83ZM176 81V80H175ZM182 81H184V80H182ZM181 81V82H182ZM185 81H186V79H185ZM196 81V80H195ZM207 81V80H206ZM238 81V80H237ZM242 81H243V79L242 80H239V84H242ZM245 81V80H244ZM243 81V82H244ZM248 81V80H247ZM247 81H245V82H247ZM177 82H179V81H177ZM180 82V83H181ZM187 82V81H186ZM194 82V81H193ZM203 82V81H202ZM209 82V81H208ZM214 82V81H213ZM223 82V81H222ZM245 82H244V84H245ZM249 82V81H248ZM141 83V82H140ZM155 83V82H154ZM154 83L153 84H150V82H149V80H148V84H150V85H154ZM163 83H164V81H163ZM167 83V82H166ZM173 83H174V80H173ZM179 83V84H180ZM184 83V82H183ZM206 83V82H205ZM204 83V84H205ZM214 84V86L215 85H217V84ZM228 83V82H227ZM229 83H231V82H229ZM228 83V84H229ZM251 83V82H250ZM249 83V84H250ZM252 83H254V82H252ZM252 83L250 84L251 86V88H252ZM258 83H261V82H258ZM3 84V86H1ZM28 84V83H27ZM77 84H78V81H77ZM76 84V85H77ZM139 84V83H138ZM137 84V85H138ZM145 84H147V83H145ZM145 84L143 83V86H144V88H145ZM148 84L146 85V89H147V86H148ZM188 84H191V82L190 83H188ZM188 84H187V86H188ZM194 84V83H193ZM202 84V83H201ZM222 84V83H221ZM262 84V83H261ZM260 84V85H261ZM149 85V87L148 88H150V87H152V86H150ZM159 85V84H158ZM170 85V84H169ZM177 85V84H176ZM181 85H183L182 83H181ZM185 85V84H184ZM192 85V84H191ZM190 85V87H192ZM198 86H199V84H197ZM197 85H196V87H197ZM206 85V84H205ZM207 85H209V84H207ZM225 86L226 84L224 83V84H222L221 85V87L222 86ZM237 89H239V90H237V91H241V89L240 88H238V86H240V85H238V82H237ZM235 85V86H236ZM246 85H247V83H246ZM256 85H258V84H256ZM136 86V85H135ZM142 86V87H143ZM154 86H156L157 87V85H154ZM171 86H175V85H171ZM178 86V85H177ZM180 86V85H179ZM178 86V87H179ZM218 86V85H217ZM228 86H230V85H228ZM242 86V85H241ZM240 86V87H241ZM249 86V85H248ZM247 86V87H248ZM155 87V88H156ZM163 87V86H162ZM161 87V88H162ZM176 87V86H175ZM189 87V86H188ZM187 87V88H188ZM205 87V86H204ZM206 87H208V86H206ZM210 87V86H209ZM221 87H219V89L221 88ZM246 86H242L241 88L243 89V88H245ZM246 87V88H247ZM3 88H5V87H3ZM17 88H18V86H17ZM143 88V89H144ZM155 88L154 87H152V89H154L153 91L155 92ZM160 88V87H159ZM164 88L166 89V87L164 86ZM181 88H182V86H181ZM199 88V87H198ZM198 88H195V90H197ZM211 88V87H210ZM228 88V87H227ZM230 88H231V86H230ZM139 89V88H138ZM165 89L163 90V91H165ZM167 89H169L168 87H167ZM166 89V90H167ZM190 89V88H189ZM200 89V88H199ZM202 89V88H201ZM213 89V88H212ZM211 89V90H212ZM215 89H216V86H215ZM217 89H218V87H217ZM232 89V92H235V91H233V89L234 88H231ZM231 89H229L227 92H229V95H233V94H230V90ZM254 89V88H253ZM252 89V90H253ZM258 89V88H257ZM20 90H22V89H20ZM142 90V89H141ZM156 90H157V88H156ZM161 90V89H160ZM176 90V89H175ZM184 90V89H183ZM185 90H187L186 88H185ZM184 90V91H185ZM203 90H204V88H203ZM208 90V89H207ZM222 90V89H221ZM245 90V89H244ZM249 90V89H248ZM261 90V89H260ZM3 91V90H2ZM5 91V90H4ZM7 91V90H6ZM23 91V90H22ZM56 90H54V92H55ZM144 91V90H143ZM149 91V90H148ZM151 91V90H150ZM188 91V90H187ZM246 91V90H245ZM249 91H251V90H249ZM256 91H258V90H256ZM168 92V91H167ZM167 92H164L163 94H168ZM196 92V91H195ZM210 92H212V91H210ZM210 92H209V94H210ZM214 92V91H213ZM216 92V91H215ZM219 92V91H218ZM221 92V91H220ZM243 92V91H242ZM5 93V92H4ZM9 93V92H8ZM147 93V92H146ZM157 93H158V91H157ZM160 93H162V92H160ZM171 93V92H170ZM172 93H174V92H172ZM178 93H179V91H178ZM185 93H187V92H185ZM207 93V92H206ZM249 93V92H248ZM259 93H260V91H259ZM50 94H51V92H50ZM52 94H53V92H52ZM85 94V93H84ZM156 94V93H155ZM204 94V95H203ZM202 95L203 96H205V93H203ZM212 94V93H211ZM239 93H237V95H238ZM8 95V94H7ZM10 95V94H9ZM12 95V94H11ZM20 95H22L21 93H20ZM62 95V94H61ZM133 95V94H132ZM162 95V94H161ZM161 95H157V96H161ZM174 95V94H173ZM179 95V94H178ZM240 95H242L241 93H240ZM257 95V94H256ZM263 95V94H262ZM13 96V95H12ZM17 96V95H16ZM23 96V95H22ZM21 96V97H22ZM63 96V95H62ZM66 96L64 97V99L66 98ZM82 96V95H81ZM154 96V95H153ZM171 96V95H170ZM176 96V95H175ZM183 96V95H182ZM181 96V97H182ZM186 96H187V94H186ZM207 96H209V95H207ZM211 96V95H210ZM210 96H209V98H210ZM213 96V95H212ZM211 96V97H212ZM222 96V95H221ZM225 96H228V95H226V93H225ZM224 96V97H225ZM233 96H235V95H233ZM233 96H232V98H233ZM5 97V96H4ZM145 97V96H144ZM158 97V98H159ZM161 97H163V96H161ZM215 97V96H214ZM213 97V98H214ZM216 97H217V95H216ZM215 97V98H216ZM229 97V96H228ZM231 97V96H230ZM239 97V96H238ZM241 97V96H240ZM259 97H261V95L259 96ZM17 98V97H16ZM68 98V99H69ZM145 98H148L147 96L145 97ZM154 98H157V97H155L154 96ZM175 98V97H174ZM212 98V99H213ZM234 98H236V97H234ZM244 98V97H243ZM262 98H263V96H262ZM261 98V99H262ZM8 99V98H7ZM19 100H20V98H18ZM17 99V100H18ZM151 99H153V98H151ZM180 99V98H179ZM178 99V100H179ZM186 99H187V97H186ZM186 99L185 100H183L184 102L186 101ZM189 99H191V98H188V100ZM203 99H204V97H203ZM224 99V98H223ZM229 99H231V98H229ZM257 99H259V98H257ZM260 99V100H261ZM2 100V99H1ZM14 100V99H13ZM22 100V99H21ZM67 100V99H66ZM236 100V99H235ZM234 100V101H235ZM237 100H238V98H237ZM263 100V99H262ZM11 101V100H10ZM9 101V102H10ZM27 101V102H28ZM68 101V100H67ZM75 101H76V99H75ZM151 101H153V100H151ZM180 101V100H179ZM182 100H181V102H183ZM190 101V100H189ZM240 101V100H239ZM255 101V100H254ZM4 102H6V100L4 101ZM14 102V101H13ZM69 102H71V101H69ZM74 102V101H73ZM77 102V101H76ZM160 102V101H159ZM165 102H167V101H165ZM183 102V103H184ZM188 101H186V103H187ZM196 102V101H195ZM209 102V101H208ZM219 102L220 101H218V103L217 102H214V103H217V104H219ZM241 102V101H240ZM244 102V101H243ZM246 102V101H245ZM251 102V101H250ZM3 103V102H2ZM2 103H0V264H15L16 262H18L17 261V259L16 258H18L19 256V258H21L22 256H21V254L20 253H23V255L25 256H28L27 254H25L26 252H28V253H34V252H38V251H40L41 253L42 252H44V253H49L50 252V254L52 253V252H55L56 251V249H55V245H56V243H58L57 242V240H59V237H62V236H60V234H59V232H55L56 234L55 235H52V234H48V232L46 231V233H44V228L40 225L41 223H43V224H48V223H50V221L52 220V222H54L53 221V218H56L57 220L59 219V221L58 222H60V220L62 219V217H64L65 216V218H68L67 220H68V222H70V220H69V217H68V215H73L74 214V212L76 213L75 215L76 216H74L75 218V220H77V221H74V222H76L75 224H74V226L72 225L71 227L69 226V224H68V226L65 224L66 222L65 221H62V224H65L67 227H70V228H67L68 229V231H67V235L69 236L67 239H72L73 240V242L75 243H78V241H79V239L81 238V239H84L85 241L87 240V239H90V240H92L93 239V242L95 241V239L94 238H96L98 235H97V233L95 234V229H96V227L95 226H97V225H94V221H93V218L91 217V216H89L90 214L86 211V210H84L83 208H81L82 207V204L84 203L83 202V200H82V196L80 195V193H78V192H75V191H72L71 193H62L63 192V190L62 191H60L61 193H58V191H54V193L55 194H50V193H48V192H45V193H48L47 195L48 196H46L45 194H43V195H45V205L44 204H42V205H44L45 207L44 208H42L41 209V211L39 210L38 211V213H36V214H31L30 216L29 215H27L26 213V215H23V218H25L24 220L22 219H20V220H18V221H16L15 220V218H14V212H15V209H17L16 207H15V205H14V203H13V201H14V198H13V195H14V193H15V191H14V187H15V189H17L18 188V184H20L19 182H18V178L19 177H17L18 175H15V174H17L18 172H21L22 171V169H23V167L25 166L26 167V165L28 164V165H31V166H29V167H32V165H33V167L35 166L37 169H40L39 171H42L41 173H42V179L41 178H39L40 179V181H38V183L36 184L35 183V181H34V177L33 178H27V180L25 181V182H22V185L20 184L19 186V188H23V191L21 190V189H18L19 191L21 190L22 192H24V190L25 191H27L28 189H32V190H34L33 192H37L38 191V193L40 194V190H42L43 189V187L44 186H46V184H54V185H56V187H58V183H63L64 181H66L67 182V179H66V177H68L67 176V174H65L66 175V177H64V176H62L61 175V173L64 171L65 172V170H63L62 172H59L58 173V168L57 167H60V166H58L57 164V162H58V158L60 157H62V156H64V157H62V158H64V160L62 161V162H60L61 164L63 163L67 168V170L69 169V172H72L74 175H75V177L76 178H78V177H80V179H86V177H88V181L87 182H90V180H89V178L90 177H92V178H95L96 179V181H95V184H99L100 186H99V188H100V191H99V189L98 188H96V190L94 191L93 190V187L91 186V183H94V181L92 180V182L91 183H89L88 185H90L91 187H92V189H91V187L90 186H88L91 190H92V193H91V191L89 192V190H88V193H91L93 196H95V198L97 199L99 196H100V194L102 193V194H104V192H101V191H104V187L106 186V185H109V186H111V187H107V189L108 188H111V189H109V194H108V192H106L107 191V189H105L106 191H105V194L104 195H106V193H107V195H108V197L106 198V200H100L99 202L97 201V203H98V206H99V209H98V207H97V209H98V213L99 212H105V210H106V213H108V214H113L116 218H120L119 219V223H121L120 225H122V222H120L121 221V219H122V217H124L125 216V214H127L125 211L127 210V205L126 206H124L123 204H124V202H127V199L129 198V197H127V199L125 200V195H124V192H123V189L125 190L126 189V187H128L127 185L125 186V185H123V186H125V188H123V189H119V186L118 185H121V180H119L115 175H113V174H111L110 172L108 173V171L106 170L107 169V167L105 166V163H103L104 161H103V159H102V157L101 156H103L99 151H95L94 153H92L93 151L91 150V149H87V147H88V145H83V144H67L66 143V140H67V138L65 139V142H64V138L63 139H61L60 137H61V135L59 134V133H63V132H61L62 130H61V128L59 127V125H58V123L57 122H54V123H52V124H49V126H47L46 127V129L44 130V132L41 134V135H36V136H31V139L30 138H27V135H26V127L28 126H26V127H23V129H21V128H19V126H25V125H21V123L22 124H24L23 123V119H25L24 117H25V115H26V110H25V108L23 107L24 105H22L23 103H21V101H16L14 104H11L10 106L11 107H7V105L6 104H2ZM12 103V102H11ZM25 103V102H24ZM156 103H158V102H156ZM162 103H164V102H162ZM162 103H161V105H162ZM183 103H181L182 104V109L183 110H185V108H183ZM186 103H184V105L187 107V105H186ZM190 103V102H189ZM199 103V102H198ZM235 104H236V102H234ZM238 103V102H237ZM242 103V102H241ZM253 103V102H252ZM256 104H257V102H255ZM263 103V105H264V101L262 102ZM10 104V103H9ZM69 105H70V103H68ZM71 104H74V103H71ZM148 104V103H147ZM165 104H167V103H165ZM177 104V103H176ZM180 104V103H179ZM188 104V103H187ZM190 104H192V103H190ZM190 104H188V106L190 105ZM209 104H211V103H209ZM234 104V105H235ZM240 104V103H239ZM259 104V103H258ZM75 105V104H74ZM73 105V106H74ZM151 105H153V103H151ZM159 105V104H158ZM168 105V104H167ZM193 105V104H192ZM192 105H190V107H192ZM198 105V104H197ZM196 105V107H198ZM201 105V104H200ZM220 105V104H219ZM218 105V106H219ZM233 105V104H232ZM237 105V104H236ZM262 105V106H263ZM26 106V105H25ZM72 106V105H71ZM144 106V105H143ZM149 106V105H148ZM177 106V105H176ZM209 106V105H208ZM212 106V105H211ZM218 106L215 104L214 105V107H217L218 108ZM29 107H30V105H29ZM67 107V106H66ZM65 107V105H64V108H66ZM91 107V106H90ZM90 107H89V109H90ZM145 107V106H144ZM190 107H188V108H190ZM200 108H201V106H199ZM210 107V106H209ZM214 107H211V108H213L214 110L216 109V108H214ZM228 107V106H227ZM230 107V106H229ZM245 107V106H244ZM32 108V109H33ZM74 108V107H73ZM73 108H71L72 110H73ZM130 108V107H129ZM143 108V107H142ZM178 108V107H177ZM181 108H179V111H181L180 109ZM187 108V109H188ZM193 108V107H192ZM195 108V107H194ZM193 108V109H194ZM210 108V109H211ZM225 108V107H224ZM255 108V107H254ZM262 108V107H261ZM263 108H264V106H263ZM141 109V108H140ZM145 109V108H144ZM148 109V108H147ZM146 109V110H147ZM158 109H159V107H158ZM193 109H192V111L191 112H194L193 111ZM204 109V108H203ZM229 109H232V108H229ZM256 109V108H255ZM260 109V108H259ZM64 110H66V109H64ZM72 110H70V111H72ZM76 109H74V111H75ZM153 110V109H152ZM155 110H157V109H155ZM198 110H200V109H198ZM198 110H196V112L198 111ZM214 110L212 111V112H214ZM264 110V109H263ZM58 111H59V109H58ZM60 111H61V109H60ZM68 112H69V110H67ZM90 111V110H89ZM138 111V110H137ZM144 111V110H143ZM149 111V110H148ZM158 111V110H157ZM157 111L155 112V113H157ZM160 111V110H159ZM177 111V110H176ZM204 111H205V109H204ZM204 111H201L202 113L204 112ZM206 111H210V110H207L206 109ZM255 111H257V110H255ZM259 111V110H258ZM27 112H29V111H27ZM62 112L63 111H61V114H62ZM67 112V113H68ZM77 112V111H76ZM139 112V111H138ZM162 112V111H161ZM182 112V111H181ZM184 112V111H183ZM211 112V111H210ZM220 111H218L217 112V110H215V115L217 116V114L216 113H219ZM225 112V111H224ZM223 112V113H224ZM236 112V111H235ZM246 112V111H245ZM60 113V112H59ZM74 113V112H73ZM78 113V112H77ZM84 113V112H83ZM82 113V114H83ZM195 113V112H194ZM201 113V114H202ZM205 113V112H204ZM203 113V114H204ZM221 113V112H220ZM229 113V112H228ZM234 113V112H233ZM76 114V113H75ZM143 113H141V114H138L139 116H141ZM145 114V113H144ZM166 114V113H165ZM176 114V113H175ZM193 114V113H192ZM198 114H199V111H198ZM208 113H206V115H207ZM213 114V113H212ZM222 114V113H221ZM224 114H226V113H224ZM28 115V116H29ZM54 115H56L57 117H58V112L56 111V113L54 114L53 113V116ZM81 115V114H80ZM210 115V114H209ZM215 115H213V116H215ZM218 115H220V114H218ZM230 115V114H229ZM235 115H237L236 113H235ZM56 116H54V117H56ZM87 117H89L88 115H86ZM85 116V117H86ZM156 116V115H155ZM159 116V115H158ZM201 116V115H200ZM212 116V115H211ZM253 116V115H252ZM256 116V115H255ZM258 116V115H257ZM256 116V117H257ZM56 117V118H57ZM84 117V118H85ZM144 117V116H143ZM194 117V116H193ZM192 117V118H193ZM197 117H198V115H197ZM196 117V118H197ZM207 119H206V118ZM209 117V116H208ZM208 117L207 116H204V118L206 119V121L207 120H210V119H208ZM232 117H234V115L232 116ZM259 117V116H258ZM28 118V117H27ZM161 118V117H160ZM180 118V117H179ZM181 118H184V117H181ZM190 118V117H189ZM195 118V117H194ZM193 118V119H194ZM199 118V117H198ZM217 118H219V116L217 117ZM223 117H221V119H222ZM235 118V117H234ZM245 118V117H244ZM251 118V117H250ZM260 118V117H259ZM258 118V119H259ZM29 119V122H33L32 120H30ZM82 119V118H81ZM141 119H142V117H141ZM200 119H201V117H200ZM200 119H197V120H200ZM224 119H225V117H224ZM230 119H231V117H230ZM57 120V119H56ZM85 120V119H84ZM165 120V119H164ZM164 120H163V122H164ZM170 120V119H169ZM186 120V118L185 119H183V121H185ZM187 120H189L188 118H187ZM203 120V124H205V120L204 119H202ZM220 120V119H219ZM233 120V119H232ZM234 120H238V119H234ZM252 120H254V119H252ZM22 121V122H21ZM27 121V120H26ZM183 121H181V123L183 122ZM211 121V120H210ZM221 121H223V120H221ZM255 121H256V119H255ZM19 122H21L20 123V125L18 124ZM25 122V121H24ZM83 122V121H82ZM159 123H160V119H159V121H158ZM157 122V123H158ZM171 122V121H170ZM186 122V121H185ZM192 122V121H191ZM227 122V121H226ZM243 122V121H242ZM257 122V121H256ZM255 122V123H256ZM27 123H28V121H27ZM26 123V124H27ZM35 123V122H34ZM158 123V124H159ZM181 123H179V124H181ZM197 123H198V121H197ZM200 125H202V121L200 120ZM211 123V122H210ZM209 123V124H210ZM215 123V122H214ZM213 123V124H214ZM223 123H224V121H223ZM230 123V122H229ZM236 123H237V121H236ZM244 123V122H243ZM2 124V125H1ZM18 124V128L19 129H21L20 131H17L16 129H18V128H16V125ZM30 124V123H29ZM166 124V123H165ZM172 124V123H171ZM183 124V123H182ZM208 124V122H207V126L209 125ZM213 124L211 125H209V126H211V131L212 132H210V133H215V132H217V130H215L216 128H217V126H213ZM224 124H226V123H224ZM224 124H223V128H226V127H224ZM235 124V123H234ZM249 124H251V123H249ZM257 124V123H256ZM31 125V124H30ZM139 125V124H138ZM162 125H163V123H162ZM190 125V124H189ZM198 125V124H197ZM217 125V124H216ZM222 125V124H221ZM229 125H231V124H229ZM228 125V126H229ZM255 125V124H254ZM74 126V125H73ZM169 126V125H168ZM173 126V124L171 125V128H173L172 127ZM177 126V125H176ZM194 126H196L195 124H194ZM199 126V125H198ZM235 126V125H234ZM242 126V125H241ZM248 126V125H247ZM148 127V126H147ZM165 127V126H164ZM184 127V126H183ZM197 127V126H196ZM236 127V126H235ZM238 127V126H237ZM16 128V129H15ZM77 128V127H76ZM80 128V127H79ZM176 128V127H175ZM174 128V129H175ZM178 128V127H177ZM182 128V127H181ZM188 128V127H187ZM187 128H183V129H185V132H183L182 133V131L180 130L179 132L180 133H176V134H184V133H186V129ZM190 128V127H189ZM200 128V127H199ZM199 128H197V130L199 129ZM208 128V127H207ZM210 128V127H209ZM231 128V127H230ZM234 128V127H233ZM247 128H249V127H247ZM247 128H245V129H247ZM158 129H160V128H158ZM182 129V130H183ZM200 129H203V128H200ZM204 129H205V127H204ZM219 129V128H218ZM221 129V128H220ZM256 129H257V127H256ZM27 130H30V128L29 129H27ZM81 130H83V129H81ZM147 130H149V129H147ZM151 131L153 130V129H150ZM157 130V129H156ZM178 130V129H177ZM188 130H191V132H193V128L192 129H188ZM196 130V129H195ZM197 130H196V135L198 136V137H200L201 135L200 134H203V133H201L200 132V134L197 132ZM209 129H207V131H208ZM227 130V129H226ZM230 130V129H229ZM80 131V130H79ZM150 131V133H152ZM155 131V130H154ZM169 131V130H168ZM176 131V130H175ZM205 131V130H204ZM210 131V130H209ZM223 131H225V129H223V130H221L220 132H223ZM234 131V130H233ZM256 131V132H255ZM255 131H253V133H254V136L257 134V133H260V131L258 132V130H255ZM148 132V131H147ZM158 132V131H157ZM156 131L155 132H153V134L155 133H157ZM171 132H173V131H171ZM188 132V131H187ZM219 132V133H220ZM264 132V131H263ZM195 133H194V135H195ZM198 133V134H197ZM218 133V132H217ZM218 133V134H219ZM233 133V132H232ZM234 133H235V131H234ZM237 133H239V132H237ZM248 133V132H247ZM262 133V132H261ZM260 133V134H261ZM24 134H25V136H24ZM31 134V133H30ZM57 134H59L60 135V137L57 135ZM149 134V133H148ZM165 134V133H164ZM167 134V133H166ZM187 135H188V133H186ZM221 134V133H220ZM236 134V133H235ZM240 134V133H239ZM250 134V133H249ZM262 134H264V133H262ZM146 135H147V133H146ZM150 135V134H149ZM157 135V134H156ZM158 135H159V132H158ZM185 135V134H184ZM186 135V136H187ZM193 135V136H194ZM196 135H195V137H193L192 135H191V137H192V139L193 138H196ZM215 135H216V133H215ZM214 135V136H215ZM243 135V134H242ZM252 135V134H251ZM258 135V134H257ZM56 136H58V138H56ZM148 136V135H147ZM152 136V135H151ZM151 136H149V137H151ZM172 136V135H171ZM173 136H174V134H173ZM217 136V135H216ZM236 136H237V134H236ZM68 137V136H67ZM153 137V136H152ZM157 137H159V136H157ZM161 137V136H160ZM188 138V141H189V139L191 140V138H189V135L187 136ZM218 137H220V135L218 136ZM217 137V138H218ZM221 137H224V136H221ZM240 137V136H239ZM252 137V136H251ZM24 138V139H23ZM25 138H27V141H26V139ZM69 138V137H68ZM141 138V137H140ZM154 138V137H153ZM152 138V139H153ZM260 138V137H259ZM262 138V137H261ZM264 138V137H263ZM58 139H61V140H59V142H58ZM152 139H151V141H152ZM163 139V138H162ZM166 139V138H165ZM171 139H172V137H171ZM204 139V138H203ZM63 140V141H62ZM73 140V139H72ZM154 140V139H153ZM199 141H202L201 140V138L200 139H198ZM198 140H194L193 139V141L195 142H197ZM217 140L218 139H216V142H217ZM225 140V139H224ZM251 140V139H250ZM254 140V139H253ZM26 141V142H25ZM71 141V140H70ZM140 141V140H139ZM193 141H192V143H190L191 145H189V146H192V144H193ZM215 141V140H214ZM262 141V140H261ZM72 142V141H71ZM75 142V141H74ZM141 142H142V139H141ZM140 142V143H141ZM153 142L155 143L156 141H152V144H153ZM162 143L163 142V140H161V141H158V144L159 143ZM166 143H167V145H168V143L169 142H167V141H165ZM175 142V141H174ZM173 142V143H174ZM195 142V143H196ZM219 142V141H218ZM239 142V141H238ZM252 142H254V141H252ZM257 142V141H256ZM160 143V144H161ZM211 143V142H210ZM220 143H221V141H220ZM259 143V142H258ZM261 143V142H260ZM259 143V144H260ZM155 144H157V143H155ZM157 144V145H158ZM171 144V143H170ZM202 144V143H201ZM226 144H227V142H226ZM264 144V143H263ZM90 145V144H89ZM91 145H93V144H91ZM157 145L156 146H154V148H152V150L154 151L155 150V152H159V150H160V148L158 149V147H157ZM166 145V144H165ZM165 145H164V143L161 145L162 147H161V149L163 148V147H165ZM167 145H166V148H164V149H167ZM182 145H183V143H182ZM185 145V144H184ZM188 145V144H187ZM211 145V144H210ZM218 143L216 144L215 142L213 143V147L212 148H209V149H213L212 150V152L213 151H218L219 149H217L218 148ZM169 146V145H168ZM172 146V145H171ZM171 146H170V148H171ZM175 146H176V144H175ZM177 146H178V144H177ZM176 146V147H177ZM201 146V145H200ZM207 146V145H206ZM223 146L225 147V146H228V144L227 145H224V143H223ZM57 148V149H60V151L61 152H64V155L62 154V156L59 154V153H56V154H59V157L56 159V161H55V158H54V156H55V153H54V150H55V148ZM94 147H96V145L94 146ZM159 147H160V145H159ZM180 147V144H179V146L177 147V148H179ZM204 147H205V144H204ZM204 147H201V148H203L204 149ZM222 147V146H221ZM261 147V146H260ZM54 148V150L52 151V149ZM92 148V147H91ZM180 148H182V147H180ZM190 148V147H189ZM229 148V147H228ZM234 148V147H233ZM97 149V148H96ZM183 149V148H182ZM95 150V149H94ZM173 150V149H172ZM187 150H188V152H189V154H186V155H184L185 156V160H186V167L188 168L187 170H189V172L188 171H186V174L188 175V177L192 180V184H193V179H194V175H198L200 178H199V181H197L198 182V184L200 185V187H202V188H204L203 186H205V188H206V185L207 186H210L209 188V190H210V193H211V196L212 197H214V195H219L220 196V193H222L221 192V190H223V188H224V191L226 190V188H225V186L227 187V190L229 189V191H227V192H230L229 194H228V196L226 197V195H227V193H225L224 191V194L222 195L221 194V196H224L225 198H227V199H225L224 201H222L221 200V203H220V208H214L215 209V211L213 210V212H214V217L216 218L215 220H211V219H209L208 218V216H209V214L208 213H206L205 211H207V210H205L204 209V207L202 206L201 207V204H199L200 206H198V205H196V204H193V203H191V201H190V198H192L191 196H189V192H188V194L186 193V194H181V197H180V200H178L179 202H181L180 204L182 205V212H181V214H180V222H179V220H178V224L179 223H181V224H179L180 226H176V227H174L173 225V227L171 226V224L169 225V223H168V225H169V227L167 226V232H165V233H167L168 235H169V238H164L165 240H161L162 242L160 243V239H158V243H159V245L158 246H161L163 249H164V251L169 255V257H171L172 258V260H171V262H170V260H169V264H191V259H190V254H188L189 256H187V253L184 251L185 250V248H184V235H182V230H186V231H191L192 230V232L195 230V232L196 231H198V232H200L199 234H200V236H201V238L206 242V243H210L211 245H212V242H214L213 241V239H214V237H215V239H217V240H220V241H217V242H222V245H223V247L224 248H226L227 249V251H228V255H230L229 256V258H230V261H233L234 262V264H249V261H250V257H248L246 254H252L253 256H257V258L259 257V259H260V262H261V264H264L263 262H264V239H262L261 238V236H260V234L263 232L262 230V232L261 231H258L259 229H258V225H257V229L255 228V226H254V228L256 229L255 231L257 232L258 231V233L259 232H261L260 234H256V235H259L260 236V238L259 239H257V243H255L256 244V247H252V245L254 244V241H253V244L251 245V247L250 246H247L246 245V242H247V240L245 241V239H247L249 236H250V227H249V225H248V223H249V221H247L248 219H247V217H249V219H255V220H257L256 222L257 223H259V225H260V221H261V218H260V212H261V208H262V206H263V204L264 203H262L263 201H261V203L262 204H258V203H255L257 200L255 199V197H253V199H252V201H250L249 200V203H250V206H249V203L247 202V200L249 199V198H251L252 196H253V193H255L252 189H249L248 188V183L246 184V182H248L249 180H250V177H252V176H247V180H248V178H249V180L247 181L246 179V182H244L243 180H244V177L245 176H243L244 175V173H242V170L240 169V166L241 165H243L242 164V161H244V160H247V159H245L244 157L245 156H242L241 155V153H239L238 151L236 152L235 150H234V152H229L228 153V159H229V161H230V163H229V165H230V170H229V172L227 171V170H225L226 168H224L223 167V162H221L220 161V159L218 158V155L217 154H219V153H217L216 152V154H215V156L213 157L214 158V160L212 161L211 160V156H213L214 154H212L211 156H209V157H211V158H209L208 159V157H207V155L205 156V155H201L200 153H197L196 151H192L193 150V148L191 147V149H188L187 148ZM205 150V149H204ZM206 150H208L207 148H206ZM223 150H224V148H223ZM238 150V149H237ZM247 151L249 150V148L248 149H246ZM245 150V151H246ZM250 150H252V149H250ZM254 150V149H253ZM256 150V149H255ZM260 150V149H259ZM57 151H59V150H57ZM56 151V152H57ZM59 151V152H60ZM92 151V152H91ZM161 151H163V150H161ZM183 151H186V150H183ZM228 151V150H227ZM231 151V150H230ZM257 151V150H256ZM164 152V151H163ZM166 154H164V160H161L162 161V172L161 173H164L166 170H168L169 172V174L172 176V175H174V172L175 173H177L178 171H177V169H178V167H176V166H179V165H175V161H173V162H170L169 161V159L168 160H166L167 159V157L169 156L168 154V151L166 150ZM219 152V151H218ZM223 152V151H222ZM241 152V151H240ZM251 152H253V151H251ZM260 152V151H259ZM264 152V151H263ZM171 153V152H170ZM181 153V152H180ZM206 153H207V151H206ZM224 153V152H223ZM222 153V154H223ZM249 153V152H248ZM254 153V152H253ZM257 153V152H256ZM261 153V152H260ZM259 153V154H260ZM183 154V153H182ZM209 154V153H208ZM54 155V156H53ZM176 155V154H175ZM178 155H180L179 153H178ZM226 155V154H225ZM225 155H223V156H225ZM245 155H247V154H245ZM257 155H258V153H257ZM255 155L254 154V156H256V157H258V156H260V155ZM187 156V157H186ZM249 156V155H248ZM247 156V157H248ZM254 156L252 157V158H254ZM163 157H161V158H163ZM170 157V156H169ZM183 157V156H182ZM263 157V156H262ZM83 158H85V159H83ZM149 158V157H148ZM152 158H154L153 156H152ZM151 158V159H152ZM158 156H157V160H156V162L158 161ZM166 158V159H165ZM251 158V157H250ZM259 158V157H258ZM150 159V160H151ZM178 159V158H177ZM261 159V158H260ZM148 160V159H147ZM150 160L148 161L149 162V164H147V163H145V165L147 164V166L146 167H149L148 165H150L151 163L153 164L154 163V160H153V162L151 161L150 162ZM251 160V159H250ZM249 160V161H250ZM264 160V159H263ZM183 161H184V159H183ZM225 161V160H224ZM254 161H255V158H254ZM259 161H261V160H259ZM177 162V161H176ZM179 162V161H178ZM245 162V161H244ZM243 162V163H244ZM262 162V161H261ZM264 162V161H263ZM180 163V162H179ZM227 163V162H226ZM26 164V165H25ZM151 164V166H152V168H153V165ZM241 164V165H240ZM251 164H254L253 162L251 163ZM262 164V163H261ZM28 165H27V167H28ZM245 165V164H244ZM248 165H250V164H248ZM264 165V164H263ZM65 166H63L64 168H65ZM150 166V167H151ZM61 167H62V165H61ZM60 167V169L62 170V168ZM264 167V166H263ZM63 168V169H64ZM156 168V167H155ZM243 168V167H242ZM245 168V167H244ZM249 168H250V166H249ZM25 169V168H24ZM185 169V168H184ZM255 169V168H254ZM254 169L252 170V171H254ZM21 170V171H20ZM158 170V169H157ZM179 170V169H178ZM246 170H247V168H246ZM245 170V171H246ZM60 171V170H59ZM160 171V170H159ZM180 171V170H179ZM182 171V170H181ZM68 172V171H67ZM244 172V171H243ZM249 172H250V169H249ZM257 172V171H256ZM158 173V172H157ZM181 173V172H180ZM246 173H247V171H246ZM252 173V172H251ZM166 174V175H165ZM164 175L165 176H168V174L167 173H165ZM179 174V173H178ZM20 175H21V173H20ZM19 175V176H20ZM29 175V174H28ZM31 175V174H30ZM69 175L71 176L72 174H70L69 173ZM163 175V176H164ZM180 175V174H179ZM182 175V174H181ZM187 175H186V177H187ZM191 175H193V176H191ZM248 175V174H247ZM250 175V174H249ZM256 175H259V174H257L256 173ZM256 175H254L255 177H256ZM22 176V175H21ZM32 176V175H31ZM175 176V175H174ZM193 178H191V177ZM24 177H25V175H24ZM38 177V176H37ZM71 177H73V176H71ZM158 178H159V176H157ZM169 177V176H168ZM258 177V176H257ZM260 177V176H259ZM22 178V177H21ZM20 178V179H21ZM26 178V177H25ZM63 178L65 179V180H63ZM76 178H74L73 180L75 181V180H77ZM166 178V177H165ZM172 178H174V177H171V179ZM179 178V177H178ZM188 178V179H189ZM246 178V177H245ZM38 179V178H37ZM79 179V178H78ZM79 179V180H80ZM84 179V180H85ZM164 179V178H163ZM169 179L170 178H168V180H167V182H169ZM196 179V178H195ZM257 179V178H256ZM259 179V178H258ZM72 180V181H73ZM82 181L83 183L85 182V181ZM87 180V179H86ZM162 180V179H161ZM166 180V179H165ZM183 180V179H182ZM197 180V179H196ZM78 181V180H77ZM164 181V180H163ZM257 181V180H256ZM264 181V180H263ZM17 182H18V184H17ZM80 182H81V180H80ZM79 182V183H80ZM87 182H85V185H86V183ZM157 182V181H156ZM159 182V181H158ZM162 182V181H161ZM165 182V181H164ZM171 182V181H170ZM169 182V183H170ZM173 182H176V181H173ZM173 182H172V184H173ZM182 182V181H181ZM196 181H195V183H197ZM243 182V183H242ZM253 182H255V180H253ZM258 182V181H257ZM23 183H26V184H23ZM72 183V182H71ZM83 183H82V187L83 186H85V185H83ZM160 183V182H159ZM179 183H180V180H179ZM190 183V182H189ZM256 183V182H255ZM259 183H260V181H259ZM264 183V182H263ZM67 184H68V182H67ZM95 184H93L94 186H95ZM162 184V183H161ZM166 184V183H165ZM171 184V183H170ZM169 184V185H170ZM176 184H177V182H176ZM181 184V183H180ZM197 184V185H198ZM250 184H253V183H251V181H250ZM24 185V186H23ZM105 185V186H104ZM175 184H173V186H174ZM178 185V184H177ZM254 185V184H253ZM253 185L251 186L252 188H253ZM256 185V184H255ZM260 185H262L261 187H263L264 185L261 183ZM16 186H17V188H16ZM48 186V185H47ZM72 185L70 184V187H71ZM80 186V185H79ZM98 185H96V187H97ZM172 186V187H173ZM86 187H87V185H86ZM171 186H169V188H170ZM171 187V188H172ZM174 187H176V185L174 186ZM197 187H199V186H197ZM46 188H49V187H46ZM72 189H73V187H71ZM74 188H76L75 186H74ZM95 188V187H94ZM157 188V187H156ZM167 188V187H166ZM165 187H164V189H166ZM180 188V187H179ZM256 188H257V186H256ZM51 189V188H50ZM63 189V188H62ZM88 189V188H87ZM97 189H98V191L99 192H101L100 194H99V192L97 191ZM158 189V188H157ZM180 189H182V188H180ZM180 189H174L173 191H176V190H178L177 192V195H180V193L182 192ZM52 190V193H53V190H55V189H51ZM127 190V189H126ZM159 190V189H158ZM162 190V189H161ZM182 190H184V189H182ZM203 190H206V189H203ZM84 191H87V190H85L84 189ZM96 191H97V193L98 194H96ZM164 191V190H163ZM162 191V192H163ZM179 191H181V192H179ZM190 191H191V189H190ZM232 191V192H231ZM252 191H253V193H252ZM16 192H17V190H16ZM22 192H21V195H22ZM166 192H168V194H169V191H166ZM184 193H185V190L183 191ZM192 192V191H191ZM261 192H262V190H261ZM18 194H19V192H17ZM17 193H15V194H17ZM25 193V192H24ZM23 193V194H24ZM27 193V192H26ZM44 193V192H43ZM164 193H165V191H164ZM34 194H36V193H34ZM33 194V195H34ZM38 194V195H39ZM170 194H171V192H170ZM174 194V193H173ZM176 194V193H175ZM174 194V195H175ZM259 194V193H258ZM37 195V194H36ZM98 195V196H97ZM124 195V196H123ZM204 195V194H203ZM207 195H208V193H207ZM206 195V196H207ZM16 196V195H15ZM41 196H42V193H41ZM90 196V195H89ZM102 196V195H101ZM162 196V195H161ZM196 196V195H195ZM259 196V195H258ZM18 197V196H17ZM16 197V198H17ZM19 197H20V194H19ZM105 197L106 196H104L103 198L105 199ZM190 197V198H189ZM21 198V197H20ZM100 198V197H99ZM102 198V199H103ZM161 198V197H160ZM194 198V197H193ZM208 198H210V196L208 197ZM248 198V199H247ZM24 199V198H23ZM113 199V200H112ZM168 199V198H167ZM167 199H165V202H166V200ZM211 199V198H210ZM209 199V200H210ZM213 199H215V197L213 198ZM217 199V198H216ZM215 199V200H216ZM256 201H255V200ZM258 199V198H257ZM261 199V198H260ZM25 200V199H24ZM30 200H32V199H30ZM35 200V199H34ZM37 200V199H36ZM112 200V201H111ZM129 200V199H128ZM155 200V199H154ZM156 200H158V199H156ZM168 200H170V199H168ZM173 200V199H172ZM193 200V199H192ZM205 200V199H204ZM215 200H213V201H215ZM263 200V199H262ZM17 201V200H16ZM33 201V200H32ZM85 201V200H84ZM159 201V200H158ZM200 201V200H199ZM211 201V200H210ZM15 202V201H14ZM36 202V201H35ZM34 202V203H35ZM93 202V201H92ZM129 202V201H128ZM156 202V201H155ZM164 202V201H163ZM176 202V201H175ZM193 202V201H192ZM218 202V201H217ZM27 203V202H26ZM33 203V202H32ZM32 203H31V205H32ZM33 203V204H34ZM41 203H43V201H41ZM88 203V202H87ZM102 203H104V204H102ZM131 203V202H130ZM160 203V202H159ZM18 204V203H17ZM30 203L28 202V204H25L24 203V208H25V206L27 205V207H30V205H29ZM90 204H92V203H90ZM95 204V203H94ZM94 204H92V205H94ZM102 206H100V205ZM175 204H177V203H175ZM207 204V203H206ZM205 204V205H206ZM256 204V205H255ZM41 205V204H40ZM122 205V206H121ZM156 205H157V202H156ZM158 205H160V204H158ZM165 205V204H164ZM169 205V204H168ZM179 205V204H178ZM259 205V206H258ZM94 206H96V205H94ZM207 206H210V205H207ZM18 207V206H17ZM32 207V206H31ZM42 207V206H41ZM83 207H84V205H83ZM125 207H127L126 209H125ZM221 207L223 208V209H221ZM21 208V207H20ZM23 208V207H22ZM205 208H206V206H205ZM238 208H239V210H240V212H238ZM243 208L245 209V211L243 210ZM28 209V208H27ZM131 209V208H130ZM129 209V210H130ZM259 209H260V211H259ZM31 211L30 212H32V209H30ZM71 210L73 211V212H71ZM96 210V209H95ZM209 210V209H208ZM22 211H26V210H22ZM28 211H29V209H28ZM174 211H175V209H174ZM21 212V211H20ZM70 212L71 213H73V214H70ZM125 212V213H124ZM169 212H170V210H169ZM168 212V213H169ZM178 212V211H177ZM246 212H247V214H246ZM249 212V213H248ZM16 213V212H15ZM22 213H24V212H22ZM29 213V212H28ZM132 213V212H131ZM131 213H129L130 215H132ZM17 214V213H16ZM18 214H19V217H21L20 216V213L18 212ZM110 214V215H111ZM67 215V216H66ZM99 215V214H98ZM97 215V216H98ZM109 215V216H110ZM176 215V214H175ZM247 215V216H246ZM6 216H8V218L10 217L11 219H9V222L8 223H5V221H6ZM25 216V217H24ZM73 216H71L72 217V219H73ZM127 216V215H126ZM129 216V215H128ZM126 217V218H131V216L130 217ZM137 216V215H136ZM177 216H178V214H177ZM212 216V215H211ZM18 216H17V218H19ZM100 217H101V215H100ZM99 217V219H101V220H103L104 221V218L105 217H102V218H100ZM138 217V216H137ZM244 217H246V218H244ZM64 218V219H65ZM111 218V217H110ZM113 218V217H112ZM111 218V219H112ZM125 218V217H124ZM124 218H123V221H124ZM144 218V217H143ZM148 218H149V216H148ZM259 218V219H258ZM55 219V220H56ZM106 219V218H105ZM150 219V218H149ZM170 219V218H169ZM263 219V218H262ZM118 220V219H117ZM126 220V219H125ZM130 220V219H129ZM137 219H135V221H136ZM144 221H145V219H143ZM153 220H154V217H153ZM165 220V219H164ZM166 220H168V219H166ZM172 220V219H171ZM176 220V219H175ZM8 221V220H7ZM102 221V222H103ZM106 221V220H105ZM134 221V220H133ZM155 221V220H154ZM157 221H158V219H157ZM156 221V222H157ZM170 221V220H169ZM251 221V220H250ZM51 222V223H52ZM57 222V221H56ZM63 222H65V223H63ZM143 221L141 220V222H140V224L142 223ZM150 222V221H149ZM152 222V221H151ZM175 222L176 221H173V223L175 224ZM214 222H215V225L217 224V222H219V226H218V224H217V226H218V228L219 229H217V230H215V228H214ZM252 222V221H251ZM255 222V223H256ZM72 223V222H71ZM125 223V222H124ZM124 223H123V225H124ZM136 223H139V222H136ZM262 223V222H261ZM97 224V223H96ZM106 224V223H105ZM134 224H135V222H134ZM145 224H146V221H145ZM152 224V223H151ZM162 224V223H161ZM166 224V223H165ZM176 224H177V222H176ZM250 224V223H249ZM52 225V224H51ZM51 225H47L48 227H49V229H50V226ZM59 225H61L60 223H59ZM58 225V226H59ZM107 225V224H106ZM104 226V227H106V229H108L107 228V226ZM111 225V224H110ZM119 225V226H120ZM127 225V224H126ZM142 225H144L143 223H142ZM147 225H148V228L150 227V228H152L151 227V225H149V223H147ZM160 225V224H159ZM163 225V224H162ZM167 225V224H166ZM212 225V226H211ZM262 225V224H261ZM53 226H54V228H55V224H53ZM53 226H51V228L53 227ZM58 226H57V228H58ZM65 226V227H66ZM113 226V228L115 227L116 228V226L115 225H111V227ZM130 226H131V224H130ZM136 226V225H135ZM134 226V227H135ZM163 226H165V225H163ZM171 226V227H170ZM47 227V228H48ZM62 227V226H61ZM61 227H60V229H61ZM63 227H64V225H63ZM137 227V226H136ZM143 227V226H142ZM144 227H145V225H144ZM143 227V228H144ZM160 227V230L161 229H163V228H165L164 230H166V227H162L161 228V226H159ZM210 227H212L211 228V230H213V234H212V231L211 230H209V231H207L208 230V228H210ZM253 227V226H252ZM5 228V229H4ZM46 228V227H45ZM112 228V229H113ZM127 228V229H126ZM126 228L124 227V229L125 230H129L128 228V226H126ZM139 228V227H138ZM146 228H147V226H146ZM149 228V229H150ZM158 228V227H157ZM260 229H262L263 227H259ZM56 229V228H55ZM65 229L66 228H64V231H65ZM66 229V230H67ZM103 229H105V228H103ZM106 229H105V231H106ZM111 229V230H112ZM117 229V228H116ZM136 229V228H135ZM152 229H154V227L152 228ZM44 230V231H43ZM59 230V229H58ZM108 230H110V226H109V229ZM107 230V231H108ZM137 230V232L139 231L138 229H136ZM159 230V229H158ZM7 232V234H5V236L4 235H2V232ZM51 231V230H50ZM99 231V230H98ZM107 231L105 232V233H107ZM113 231V230H112ZM115 232H116V230H114ZM113 231V232H114ZM118 231V230H117ZM148 231V230H147ZM146 231V232H147ZM156 231V230H155ZM163 231V230H162ZM223 231H224V233H223ZM10 232H12L13 234L15 233L17 236H18V238L17 237H15V238H17V239H15L14 237H10V235H9V233ZM103 232H104V230H103ZM108 232H110V231H108ZM118 232H120V231H118ZM129 231H127V233H128ZM150 232V231H149ZM151 232L153 233L154 232V230H151ZM160 232V231H159ZM11 233V235H13ZM53 234H54V232H52ZM61 233V232H60ZM63 233V232H62ZM112 233V232H111ZM111 233H109L108 235H109V237H111L110 239V241L111 242H113L112 244L113 245H111V243L109 244V246H108V248H104V250H105V258H104V260H105V262L103 263H98V262H95V261H90V259H88V260H83V258H82V256L77 260L76 259V262L75 263H72V264H141V263H138V262H142V260L140 261H138V259L136 258V256H133L132 257V259L129 257L130 255L128 254V247H129V241H130V239H129V241L128 240H125V237H124V239L122 238L121 240L120 239H117L116 237H112L111 235L113 234H111ZM120 233H122V232H120ZM120 233L118 234V233H116V235L118 234V235H120ZM124 233H125V231H124ZM127 233H125V234H127ZM134 233H136V232H134ZM161 233V232H160ZM163 233V232H162ZM161 233V234H162ZM191 233V232H190ZM250 233V234H249ZM253 233V232H252ZM64 235L66 234V232L65 233H63ZM63 234H61V235H63ZM101 234H102V232H101ZM104 234V233H103ZM111 234V235H110ZM115 234V233H114ZM150 234V233H149ZM154 234H155V232H154ZM153 234V235H154ZM158 233L156 232V235H157ZM185 234H186V232H185ZM198 234V233H197ZM59 235V236H58ZM95 235H97L96 237H95ZM107 235V236H108ZM137 235H139V234H137L136 233V237H137ZM151 235V234H150ZM163 235V234H162ZM188 235V234H187ZM193 235V234H192ZM249 235V236H248ZM102 236V235H101ZM106 236V235H105ZM127 236V235H126ZM128 236H130V235H128ZM127 236V237H128ZM140 236V235H139ZM139 236L137 237V238H139ZM145 236V235H144ZM159 236H160V234H159ZM255 235H253V238L254 239H256L257 237H254ZM103 237V236H102ZM108 237V238H109ZM121 237V236H120ZM136 237H134L135 239H136ZM142 237V236H141ZM150 237V236H149ZM148 237V238H149ZM153 236L151 235V237H150V239H153V238H156L153 242L154 243H156V241H157V236L156 237H153ZM161 237V236H160ZM183 237V238H182ZM190 237V236H189ZM107 238V237H106ZM105 238V239H106ZM107 238V239H108ZM129 238V237H128ZM127 238V239H128ZM133 238V239H134ZM163 238V237H162ZM199 238V237H198ZM201 238H199V239H201ZM250 238V237H249ZM64 239H66L65 237H64ZM69 239V240H70ZM147 239V238H146ZM146 239H144V240H140V239H138L139 241H145ZM149 239V240H150ZM194 239V238H193ZM193 239H191V240H193ZM196 239V238H195ZM201 239V240H202ZM71 240V241H72ZM148 240V239H147ZM202 240V241H203ZM251 240V239H250ZM133 242H135L134 240H132ZM187 241V240H186ZM211 241V242H210ZM62 242V241H61ZM131 242V241H130ZM188 242V241H187ZM194 242V241H193ZM196 242V241H195ZM252 242V241H251ZM251 242H249V243H251ZM256 242V241H255ZM64 243V242H63ZM145 243V242H144ZM144 243H142V246H143V244ZM149 243H150V241L148 242V246H151V245H149ZM184 243V244H183ZM189 243V242H188ZM188 243H186V244H188ZM203 243V242H202ZM205 243V244H206ZM215 243V242H214ZM190 244V243H189ZM192 244V243H191ZM216 244V243H215ZM255 244H254V246H255ZM58 245H60L59 243H58ZM58 245H56V246H58ZM72 245V244H71ZM70 245V246H71ZM136 245H137V243H136ZM136 245H135V247H136ZM141 245V244H140ZM139 245V247H142V246H140ZM146 245V244H145ZM195 245H197V243L195 244ZM206 245H208V244H206ZM214 245V244H213ZM212 245V246H213ZM64 246H65V244H64ZM84 246V245H83ZM131 246V245H130ZM147 246V247H148ZM132 247H134V246H132ZM153 247V246H152ZM151 247V248H152ZM186 247V246H185ZM188 247V246H187ZM191 247V246H190ZM194 247V246H193ZM210 247V246H209ZM218 247H219V245H218ZM221 247V246H220ZM61 248H62V245H61ZM64 248V247H63ZM63 248H62V251H63ZM85 248V247H84ZM87 248V247H86ZM130 249H132L131 247H129ZM137 248H138V245H137ZM137 248H136V250H137ZM150 247H149V249H151ZM199 248H201L200 246H199ZM204 248H205V245H204ZM54 249H55V251H54ZM58 249V248H57ZM60 249V248H59ZM142 249H143V247H142ZM145 249V248H144ZM143 249V250H144ZM148 249V248H147ZM187 249V248H186ZM202 249V248H201ZM211 249L213 250V252H216L217 250L216 249H218V248H216V245H215V248H214V246H213V248L211 247ZM223 249V248H222ZM226 249H225V251H226ZM65 250H66V248H65ZM76 250V249H75ZM139 250H141V248H139ZM138 250V251H139ZM156 249H154V251H153V254H154V252H156L155 251ZM192 250V249H191ZM203 250V249H202ZM205 250L207 251V249L205 248ZM210 250V249H209ZM208 250V251H209ZM216 250V251H215ZM78 251V250H77ZM134 251H135V249H134ZM137 251V252H138ZM145 251V250H144ZM146 251H148V250H146ZM150 251V254H151V250H149ZM148 251V252H149ZM158 251V250H157ZM194 251H195V249H194ZM193 251V252H194ZM207 251V252H208ZM223 251H224V249H223ZM224 251V252H225ZM69 252H71V251H69ZM75 252V251H74ZM142 252V251H141ZM141 252H138V253H140V255H143V253H144V255L145 254H148L149 255V253L148 252H143L142 254H141ZM164 252V253H165ZM202 252V251H201ZM204 252V251H203ZM210 252V251H209ZM43 253V254H44ZM60 253V252H59ZM59 253H57L58 255H59ZM62 253V252H61ZM65 253V252H64ZM157 253H159V252H156L155 254H157ZM161 253V252H160ZM159 253V254H160ZM189 253V252H188ZM197 253H199V252H197ZM196 253V254H197ZM211 253V252H210ZM220 253V251L216 254H214V253H212V255L214 254L215 256H219L218 254ZM20 254V255H19ZM49 254V255H50ZM154 254V255H155ZM194 254V253H193ZM203 254V253H202ZM226 254H227V252H226ZM53 255V254H52ZM79 255V254H78ZM165 255V254H164ZM207 255V254H206ZM213 255V256H214ZM220 255H221V257H222V259H220V260H223L224 261V255L222 256V254L220 253ZM242 255H245V257L244 256H242ZM16 256H18V257H16ZM25 256V257H26ZM34 256V255H33ZM64 256V255H63ZM147 256V255H146ZM150 256H153V255H150ZM157 256V255H156ZM160 256H162L161 254H160ZM167 256V255H166ZM193 256H195V255H193ZM199 256H201V254L199 255ZM198 256V257H199ZM203 256H205V254L203 255ZM247 256V257H246ZM261 256V257H260ZM16 257V258H15ZM45 257V256H44ZM57 256H55V258H56ZM77 257V256H76ZM79 257V256H78ZM209 257H210V255H209ZM221 257H218V258H221ZM228 256L226 255V258H227ZM18 258V260H19V263H20V259ZM31 258V257H30ZM41 258H43V257H41ZM40 258V259H41ZM49 258V257H48ZM59 258H60V256H59ZM58 258V259H59ZM73 258V257H72ZM155 257H153V259H154ZM161 258H163V257H161ZM160 258V260H162ZM191 258H193V257H191ZM200 258H204V257H200ZM213 258V257H212ZM216 257H214V259H215ZM21 259H23V257L21 258ZM164 259V258H163ZM165 259H166V261H167V257H165ZM164 259V260H165ZM206 259H207V257H206ZM208 259H211V258H208ZM27 260V259H26ZM29 260V259H28ZM27 260V261H28ZM53 260V259H52ZM74 260V259H73ZM155 260V259H154ZM159 260V261H160ZM203 260V259H202ZM205 260V259H204ZM216 261H215V263L217 262V260H219V259H215ZM219 260V261H220ZM16 261V262H15ZM22 261V260H21ZM31 261V260H30ZM36 261V260H35ZM41 261V260H40ZM45 261H46V259H45ZM49 261V260H48ZM57 261V260H56ZM59 261V260H58ZM70 261V260H69ZM199 261V260H198ZM205 261H207V260H205ZM218 261V262H219ZM222 261V262H223ZM226 261V263H224ZM225 261L222 263V264H227V262H229V264H231L230 263V261H227L226 259H225ZM29 262V261H28ZM55 262V261H54ZM161 263H163V262H165V261H160ZM208 262H210V261H208ZM214 262V261H213ZM221 262V261H220ZM236 262V263H235ZM239 262V263H238ZM259 262V261H258ZM30 263V262H29ZM40 263V262H39ZM56 263V262H55ZM54 263V264H55ZM66 263V262H65ZM70 263V262H69ZM70 263V264H71ZM145 263V262H144ZM143 262H142V264H144ZM160 263V264H161ZM193 263H194V259H193ZM196 263V262H195ZM204 263V262H203ZM212 263V262H211ZM250 263H252V262H250ZM18 264V263H17ZM21 264H23V262H21ZM32 264H34V263H32ZM43 264H47V262L46 263H44L43 262ZM51 264V263H50ZM57 264V263H56ZM59 264H61V263H59ZM147 264V263H146ZM148 264H153V262L152 263H149L148 262ZM155 264H159V263H155ZM167 264V263H166ZM197 264V263H196ZM199 264V263H198ZM205 264V263H204ZM208 264V263H207ZM210 264V263H209ZM217 264V263H216ZM219 264V263H218ZM221 264V263H220Z\"/></svg>",
    "mask_w": 264,
    "mask_h": 264
}]
</instances>
